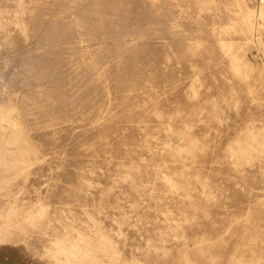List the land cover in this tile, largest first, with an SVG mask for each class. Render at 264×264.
<instances>
[{
  "label": "rangeland",
  "instance_id": "1",
  "mask_svg": "<svg viewBox=\"0 0 264 264\" xmlns=\"http://www.w3.org/2000/svg\"><path fill=\"white\" fill-rule=\"evenodd\" d=\"M19 1V2H18ZM49 1H52V2H49ZM78 1V0H77ZM77 1L75 2V0H0V52H2V53H0V64L1 63H3V66H1L0 65V68L2 69H0V76L2 77V74H3V77L4 78H1L0 77V83L3 85L4 84V86L2 87V85L0 86V87H2V88H4V90H2L1 91V89H0V108H5V109H7V110H11V112H12V114L9 116V117H7V119L6 120H4L3 121V124H4V126H7V127H10L11 125H12V123H16L17 124V127L16 128H14V129H18V128H21V132H20V136H21V140H22V142L23 143H25V144H28V143H30V145H31V147L29 148V151H26L24 148H23V150H22V153H21V157H23L24 159H26V161L29 163L28 165V168H27V173L25 174V175H22L21 176V178H19L20 180H22V181H26V183H27V185H28V190H27V192H26V196H29L30 198H31V200L32 201H37V199L38 198H40V195L41 194H43L42 193V191L44 190V184H45V181H47V179L49 178V176H51L54 172L56 173V171H57V168H56V163H55V153H48L47 152V150H48V148H49V145H47L46 144V142H45V132H43L42 130H45V125H46V122H47V120L49 119V116L50 115H52L53 116V114H51V113H48V108L50 107V106H52V105H54L55 106V108H57L58 109V107H59V101H57L58 100V96H59V92H58V88H59V84L58 85H56L58 82L57 81H55L54 80V85L56 86L55 88H57V89H55V88H53V86H50L52 83L51 82H53V79H59V78H55V76H54V78H52V76L54 75V74H52V73H50L53 69H54V67L52 68V66H49V67H51V68H49V70H47L48 71V73L46 74V73H44L45 75H46V77L49 79H45V78H40L39 79V76H43V77H45L43 74H41V73H37V72H39L42 68H43V65L44 64H46V66H44V67H46L47 68V63H51L50 61H53L54 62V60H55V58H52L53 56H49L48 54L46 55V53L47 52H49L48 51V48L46 49V45H45V40H42V39H44V35H46L44 32H46L44 29H46L47 27H46V23H47V26H48V24H50L51 22H49V21H63L64 23H70V24H72V23H74L77 19H76V17H75V14H73V11H74V13H75V10H73V9H76V7H77V5L79 4H77ZM88 2V0H83L82 2H83V4L85 5L86 3L85 2ZM157 1H160V0H156V3H157ZM181 0H179V6H176L177 7V9L179 10H176L175 11V14H177L176 15V17L178 16V15H180V14H184V15H187L188 13L190 14L191 13V16L188 14L187 16H189L188 17V22L190 21V20H193V22L191 21V23L189 22V24H188V22H187V19H186V17L184 16L183 17V14L181 15V17H182V19H180L181 17H177V19H180L179 21L183 24V28H181L182 27V25H181V23H180V25L181 26H179L180 27V31L181 32H179V33H182V34H179V33H177V34H172L171 32H169V31H164V28H165V24H164V22L162 21V19H160V16H161V14H159L158 15V19H159V21L161 20L162 21V23L161 22H157L156 23V32H148L147 33V36H146V42H148V44H150V42H151V45H153V46H157L156 47V52H145V55L146 56H143L142 54H144V52H141V55H142V57L145 59V62L143 61V58H141V55H140V51L138 52V51H136V53H134L133 51V53L131 52V55H130V52H117V53H115L114 52V54H116L115 56H114V54H113V52H105V53H103L104 54V56H106L105 58L107 59V57H109V59H110V62H109V60L107 59H104V56L103 57H101L102 56V54H100L101 52H99V55H100V57H101V59H103V61H102V63H104V62H108V65H110L111 64V67H108L109 69H108V71H111V69H112V65H113V63H114V61H115V66L113 67L114 68V73H112V72H108L107 71V69H106V66H108V65H105V67H103L104 66V64H99L98 63V61L99 62H101V59L99 58V56H98V51L97 50H94L93 52H89L88 54L87 53H83V55L85 56V54L87 55V56H85V58H84V56H82V55H80L79 53L81 52V54H82V50L81 51H79V50H77V52L76 51H74V52H72L74 49H73V47H71V48H69L68 46H72V44L71 45H65V46H67L66 48H64V46H63V48H62V46H61V49L60 48H58V46L57 47H55V49H60L59 51L60 52H62L61 50H65V52L67 53V56L68 57H70L71 59H74L75 58V56H78V57H80L81 56V59H82V61H83V59H84V61L83 62H80L81 60H80V58L78 59V57H76L78 60H79V62L80 63H86L87 64V60L89 61V62H91L92 60H93V63L95 62V64H93V63H90V65H95V66H91L90 67V69H89V67L88 66H90V65H87V67H88V71H90V70H92V71H90L89 73H92V74H94L96 71L98 72V73H101V75H102V73L106 76L107 74H105V73H109L110 75V77H112V75L114 74V76L112 77V78H107L106 80H105V78H104V75H102L103 77L101 78V76L100 77H98V79L100 78V79H102L101 81H98V79L96 78H93L95 75H96V73H95V75H93L92 76V74H91V76H92V78L94 79H92L91 78V82H92V80L95 82L93 85H95L94 87H93V91H92V93L94 92L95 93V95H93L92 94V102H93V104H92V109L93 108H96V110L97 109H100L101 110V108H102V106L103 107H106L105 106V102H106V97L108 98V97H113V95H111L110 96V94H114L115 93V95H114V97L116 98V101H115V103L116 104H114V99L111 101V100H107V102H106V104L107 105H109L108 104V101H110L111 102V104L109 105V107L112 105V103L114 104V105H116L115 107L112 105V107L113 108H109V109H107V108H105V110L103 109L102 110V113H100L101 111L100 110H98V111H93L92 113L93 114H95L94 112H98L97 113V115L99 114V115H101L102 116V118H101V116H99V118L98 117H96L97 119H93V116H92V121H93V126L95 125V123L97 124V123H100L99 124V126H101L102 124L103 125H105L106 124V122H107V125H108V122L110 121L111 123L115 120L116 121V119H114V118H117V121L115 122L114 121V125L113 124H111V126H113L112 128H109V129H111V130H109L108 129V127H110L109 125L108 126H104L105 128V131L108 129L109 131H112V129L113 128H115L116 129V126H117V124L116 123H121V124H124V123H126L125 125H126V127L125 126H121L120 124H119V126L117 127L118 129L117 130H119V127L121 126V130L122 131H125V129L127 130V131H125V132H128V131H136V133L135 132H128V133H130L134 138H137V136H141V137H139V138H137V139H139L141 142H140V145H143V146H141L142 148H140V146H138L137 148H139L138 150H140V151H138L136 148H134V147H131L130 145H127L126 146V144H129V143H127L128 141H130V140H128V139H134L133 137H130V138H128L129 136H130V134L128 135V133H126L125 135H124V133H122V131L121 130H119V133H118V131L117 132H115V130L113 129V132H112V134H111V132H110V137H112V138H115V137H113L114 135H116V134H121V136L122 137H120L122 140H124V142H125V139H126V141L127 142H121V143H119V144H116V145H118L117 147H116V145L114 146V147H112V148H114V149H118L119 150V148H121V146L123 147V148H125V150L123 149L122 150V148L120 149V151L121 152H123V153H120V151H115L114 150V156H115V158L112 160V161H114L115 159H116V161H114V163L112 162V165L111 164H109L108 165V167H109V169H110V171H115L114 169H112L111 168V166H114V164L116 163V164H118V163H121V161L123 160V159H125L124 161H129L128 162V164L130 163V162H132V160L133 161H135L136 163H138L139 164V161H140V165L143 167L142 169H141V171H143V173L145 174H147L148 175V173H147V170H149V172L151 173H149V175L150 176H146V177H144V178H148V177H150V178H148L147 179V181L146 180H141V179H143V177L141 178V177H139L138 178V181H140V182H142V181H145L144 183L145 184H143L144 186L145 185H147V182L149 183L147 186H145V187H148V190H149V188L150 187H152V190H151V195H150V192L147 190V188H146V190H143L144 189V186L141 188L142 189V193H140V195H143V196H141V197H143V198H146V200L148 201V204H150L149 203V199L152 197V198H154L155 196H157L156 198L157 199H159V197H162V195L164 194L165 196H163V201H169V200H171V202H169V203H167L166 201L164 202V203H162L163 201H161L162 200V198H160L159 200H157V202H158V204L156 205V207L157 208H161V207H163V208H161L160 210L158 209L157 210V208H156V211H154V210H151V209H148V207L150 206V205H148V207L146 206V204H145V206L144 207H141L140 208V210L139 209H136V210H121L120 212H118V210H115V209H103V210H101V211H98V210H95V211H93L91 214L92 215H79V216H76V218H79V219H83V221H81V222H79V225L80 226H82V227H85L86 229H88L89 230V232L91 231L92 233H94L96 236H101V234H104V237L103 236H101L102 238H104L111 246H113V247H115V248H118V250L121 252V250L123 251L122 253H119V257L120 258H122V259H126L127 260V262L129 261L128 260V258L130 259V261L129 262H131L132 261V258H133V260L134 261H138L137 259H139V260H141V261H143V262H151L152 260V262L151 263H153V264H178V260H176L177 259V257H180V256H183V258H184V260H183V258L181 259L180 258V260L179 261H181V262H179L180 264L182 263V264H197L198 262V264H216L217 263V261H220V260H222V261H220V264H221V262H223L222 264H264V211H263V208H264V166H263V164H264V131H263V129H264V121H262V119L264 120V114H260V112L262 113L263 111H264V104H262V105H260V103H261V100L260 99H262V103H264L263 102V98L261 97V95L260 94H262V91L264 92V90H262L261 91V89H264V86H262V85H264V77H261V74L262 73H264L263 71V68H262V66L261 67H259L258 65H257V61L259 60V52H258V49L256 48V45L254 44V42H256V41H258L259 43H261V45H263V47H264V43H263V41H264V16L260 19L261 21L258 23V25L255 27L254 26V23L252 24V22H251V18L250 19H248L247 18V15H248V8L251 6L252 7V5L253 4H255V3H257L258 2V0H248L247 1V3L249 4H247V3H245L246 1H242V4L243 5H245V9L247 10V12L244 10V8L242 7L243 5L241 4V0H236L237 1V3L238 4H241V6L240 5H237V6H239V7H236V10H238L237 8H239V9H241V10H244V13L240 10H238V11H234V14L231 12V11H233V10H229L228 9V5L229 6H231V8H232V6L234 5L233 4V2L231 1V3L233 4H226V5H224V6H226V7H224V8H222L223 6V4H225V2H226V0L224 1V0H221V1H224L223 3H221V2H219V0L216 2L215 0L213 1V0H187V1H185V0H182V1H184V2H182V4H183V6L181 5V2H180ZM195 1V2H194ZM212 1L214 2V3H212ZM229 1V0H228ZM227 1V2H228ZM56 2V3H55ZM198 2V3H197ZM210 2H211V5H210ZM234 2H235V0H234ZM244 2V3H243ZM254 2V3H253ZM184 3H186L187 4V6H186V4H185V6H184ZM215 3H216V5H215ZM219 3V4H218ZM220 3L222 4L221 6L222 7H220L221 8V10L222 11H224V9H228V12H230V13H226L227 12V10H225V13L226 14H223L224 12H221V10H218V12H220L219 13V15L216 13V12H213V11H217V9H219V6H220ZM229 3V2H228ZM236 3V2H235ZM252 3V4H251ZM18 4V5H17ZM26 4H27V6H26ZM54 6H53V5ZM74 4H75V8H74ZM192 4H194V5H192ZM248 5V7H247V5ZM11 7H10V6ZM56 5V6H55ZM73 5V6H72ZM140 5H142L141 4V2L137 5L138 7L140 6ZM157 5H161V3L159 2V4L157 3ZM190 5V6H189ZM199 5H200V7H199ZM208 5V6H207ZM209 5H210V7H209ZM235 5V6H236ZM7 6H9V7H7ZM49 6V7H48ZM136 6V7H137ZM198 6V7H197ZM207 8H206V7ZM215 6V7H214ZM217 6V7H216ZM235 6H233V7H235ZM44 9H43V8ZM56 7V9H54ZM71 7H73V9L71 8ZM160 7V6H159ZM158 7V10L159 9H161V8H159ZM175 7V8H176ZM181 7H183V9H181ZM189 7V9L187 10L186 8H188ZM198 9H197V8ZM209 7V8H208ZM214 7V8H213ZM241 7V8H240ZM10 8V9H9ZM185 8V9H184ZM192 8H196L195 10L194 9H192ZM203 8H205V10L203 11V12H201L202 10H203ZM212 8L213 9H215V10H213L212 11ZM243 8V9H242ZM20 9V10H19ZM53 11H52V10ZM59 9H61V10H59ZM141 9V8H140ZM180 9H181V11H180ZM208 9H210L209 11H207ZM233 9V8H232ZM17 10V11H16ZM183 10V11H182ZM184 10H187L188 11V13H186ZM20 11V12H19ZM57 11H58V14H60V15H58L57 14ZM62 11V12H61ZM191 11V12H190ZM209 12V13H211L210 14V16H209V19L207 18V21L208 20H210L211 18V16L213 17L210 21H212V23H211V26L210 25H208L209 23H210V21L207 23V21H206V17H205V19H204V16L200 19V17H201V15H205L207 12ZM27 12H28V14H27ZM42 12V13H41ZM53 12V13H52ZM55 12H56V15H55ZM159 12L161 13V10H159ZM179 12H181L180 14H179ZM186 14H185V13ZM196 12H198V13H196ZM235 12H237V13H235ZM240 12H242V13H240ZM247 14H246V13ZM263 13H264V8H263V11H262ZM11 13H12V16H11ZM71 13V14H70ZM209 13H207V15L209 14ZM241 14V15H239V14ZM17 14V15H16ZM66 14V15H65ZM175 14H174V17H175ZM193 14H196L195 16H193ZM225 16H223V15ZM230 14H231V16H230ZM246 14V15H245ZM64 15H65V17H64ZM69 15V16H68ZM206 15V16H207ZM221 15V16H220ZM233 15H235V17L233 16ZM264 15V14H263ZM51 16V18H49ZM54 16V17H53ZM61 16V17H60ZM71 16V17H70ZM192 16H193V19H192ZM223 16V18H221ZM232 16H233V18H232ZM12 17V18H11ZM14 17V18H13ZM25 17V18H24ZM41 17V18H40ZM191 17V18H190ZM198 17V19L197 20H195L196 18ZM230 17H231V19H230ZM237 17V18H236ZM245 17V18H244ZM19 18V19H18ZM21 18V19H20ZM48 18V19H47ZM214 18H217V20L218 21H216ZM234 18H236V19H238L239 21H240V23H238L239 21H237L236 19L235 20H233ZM15 19V20H14ZM44 19H46L48 22H46V20H44ZM52 19V20H51ZM190 19V20H189ZM17 20V21H16ZM73 20V21H72ZM138 20V23H137V25L139 26V29L140 30H144L146 27H148L147 25H145V22H147L149 19H143L142 20V18H139V19H137ZM136 20V21H137ZM185 20H186V23H185ZM199 20V21H198ZM205 20V21H204ZM244 20L246 21L247 20V22H244ZM20 21V22H19ZM52 21V22H53ZM145 21V22H144ZM25 22V23H24ZM46 22V23H45ZM72 22V23H71ZM144 24H143V23ZM202 22H206V24H204V26H203V24H202ZM251 22V23H250ZM27 23V24H26ZM31 23V24H30ZM45 23V24H44ZM184 23H185V25H184ZM193 23V28L194 29H192L191 30V28L192 27H187V26H191V24ZM198 23H200V24H198ZM21 24V25H20ZM23 24H25V26H23ZM158 24H159V26H158ZM161 24V25H160ZM233 24H235V25H233ZM239 24H243V26H241V25H239ZM248 27V29L247 28H245L246 26ZM16 25V26H15ZM20 25V26H19ZM29 25V26H28ZM45 25V27H44V29H42L43 28V26ZM187 25V26H186ZM194 25H195V27H194ZM196 25H198L197 27H196ZM207 27H206V26ZM221 25V26H220ZM233 25V26H232ZM239 25V26H238ZM250 25H252V27L250 26ZM23 26V27H22ZM158 26V27H157ZM202 27L201 29H200V27ZM219 27L220 26V30L218 29V28H216V29H218L219 30V32H218V34H213V32L216 30H214V29H212V28H215V27ZM224 26V27H223ZM226 26V27H225ZM228 26H229V28H231V29H229L228 28ZM235 26H237L236 27V29L234 28ZM23 28V30H25L24 31V34H23V36L21 35L23 32V30H22V28ZM31 27V28H30ZM159 27H161V28H159ZM163 27V28H162ZM206 27V28H205ZM212 27V28H211ZM16 28V29H15ZM41 28V29H40ZM157 28H158V30H157ZM184 28H185V30H184ZM208 28V29H207ZM238 28H244V30L245 29H247V32H246V30H245V33H243L244 31L243 30H241V31H239L238 30ZM255 30H254V29ZM4 29V30H3ZM29 29V30H28ZM189 29L190 31H189V33H188V31L187 30ZM233 29H235L236 31L234 32L233 31ZM261 29V31L262 32H260L259 30ZM28 30V31H27ZM182 30H184L185 31V33L182 31ZM195 30V31H194ZM205 30V31H204ZM218 30H216V31H218ZM226 30V31H225ZM233 32H232V31ZM13 31V32H12ZM21 33H20V32ZM29 31H30V33H29ZM42 31V32H41ZM44 31V32H43ZM191 31H192V33H191ZM194 31V32H193ZM208 31H210L209 32V34H208ZM224 31V32H223ZM243 31V32H242ZM6 32H7V34H6ZM10 32V33H9ZM27 32V33H26ZM39 32H41L40 34H39ZM225 33V34H223V33ZM227 32V33H226ZM234 33V34H232V33ZM9 33V34H8ZM13 33V34H12ZM18 33V34H17ZM28 33H29V35H28ZM33 33V34H32ZM43 33H44V35H43ZM196 33V34H195ZM239 33H240V35H239ZM250 33V34H249ZM259 33V34H258ZM261 33V34H260ZM167 34V35H166ZM191 34H193V35H191ZM200 34V35H199ZM211 34H212V36H211ZM220 34V35H219ZM244 34V35H243ZM248 34V35H247ZM3 35V36H2ZM5 35H7V36H5ZM14 35V36H13ZM16 35L18 36L17 38H16ZM39 35H40V37H39ZM185 35H188V37H185ZM202 35H203V37H202ZM218 35V36H217ZM242 35V36H241ZM259 35V36H258ZM261 35H263V36H261ZM25 36H27V39H26V37ZM29 36V37H28ZM30 36H32V37H30ZM77 36V34L76 35H74L73 36V39H76L77 40V45H78V42H81V43H83L82 41H84L83 40V38L81 39L80 37L78 38V37H76ZM125 36V39L127 40V41H129V43L131 42V44H137L136 42H138V41H136V36H135V34L134 33H132V32H130V34L128 33V34H126V35H124ZM167 36V37H166ZM226 37L225 38V41H226V43H224V39H223V37ZM247 36V37H246ZM248 36H250L249 38H248ZM2 37H3V39H2ZM35 37L37 38V40H34L35 39ZM75 37V38H74ZM190 37H192L191 39H190ZM197 37V38H196ZM222 37V38H221ZM241 37H242V40H241ZM252 37H253V39H252ZM255 37V38H254ZM8 39V41H9V38H10V41L12 42L10 45L11 46H14V47H16L17 46V44H18V48H20V50H21V45H22V47H23V49L21 50V52L19 53V51L17 50L18 48L16 47V49L14 48V49H12L11 50V52L9 53L8 51H10V49L11 48H9V50H8V46H9V43H10V41L8 42L7 41V39ZM15 38V39H14ZM29 38V39H28ZM162 38V39H161ZM209 38H212V39H209ZM218 39V41H221L222 43H223V45L225 46V44H226V46L224 47L223 45H222V43L220 42V44L218 43V42H215V41H217V39ZM220 38H221V40H220ZM231 38L233 39V42H235V43H240V41H242V44H240V45H243V42H244V45H245V47H239V50L237 51V49H238V45L239 44H236L235 45V43L233 44V47H232V44L229 42H227V41H231L232 42V40H231ZM240 40H239V39ZM4 40V41H2V40ZM22 39H24V40H22ZM32 39V40H31ZM46 39V38H45ZM193 39V41L196 43L197 41L199 42H197L196 43V47H197V44L199 45L201 42H202V44H203V46H201L203 49H199L198 47H200V46H198L197 47V49H198V52H199V50L201 51V50H203V53L205 54V57H206V59H205V57H204V60L202 59V56H204V54L201 56H199V57H197L201 52H199V54L197 55V56H194V54L196 55L198 52H197V50H196V52H193L192 54H193V56H194V59H192L193 58V56H192V54H191V52L192 51H194V49H193V47H192V49H191V46L192 45H195V43L192 41V43L190 42V44H189V42H187V41H191ZM202 39V40H201ZM213 39L215 40V41H213ZM238 39V40H237ZM246 39V40H245ZM247 39H250L252 42L250 43V40L248 41ZM255 39V40H254ZM17 40V41H16ZM22 40V41H21ZM25 40H28V41H25ZM151 40V41H150ZM155 42V43H153L152 44V42L153 41ZM155 40H157V42L155 41ZM168 40H169V42H168ZM170 40H173V42L172 43H175L174 41H176V40H179V41H176L177 43H175V44H179L180 46H181V44L183 43V42H185V46L183 45V46H178V45H175L176 46V48H174L175 49V51H174V49H173V47H175V46H173V47H171L172 46V43L170 42ZM180 40H182V41H180ZM203 40H205V42H203ZM211 42H210V41ZM238 41V42H236V41ZM8 42V44L6 45V47H5V45H3L2 46V44H4V43H7ZM21 41V42H20ZM25 41V42H24ZM32 42V45L31 46H34L33 44H35V43H37L35 46L37 47V45H39L38 46V48L37 49H35V47H33L34 48V50H32L30 47H29V42ZM35 41V42H34ZM133 41V42H132ZM136 41V42H135ZM150 41V42H149ZM163 41V42H162ZM209 41V42H208ZM215 42V43H218L217 44V46H215V47H213V50H214V48H216L215 50H216V53H218L220 50H221V52H219V54H217V55H219L218 57H216L217 55H213L214 53H215V51H213V50H211L212 49V44H214L213 42ZM245 41H248L249 43H245ZM254 41V42H253ZM4 42V43H3ZM14 42V43H13ZM17 44H16V43ZM38 42H39V44H38ZM182 42V43H181ZM206 42H208V43H206ZM232 42V43H233ZM20 43H22L21 45H20ZM23 43L24 44H28L27 46L30 48H28L26 45L24 46L23 45ZM161 43H163V44H161ZM171 43V44H170ZM186 43L188 44V45H191L190 47H188V45H186ZM212 43V44H211ZM229 45H228V44ZM13 44H15V45H13ZM31 44V43H30ZM208 45V46H206V45ZM230 44H231V46H230ZM44 45V46H43ZM74 46H76V44H73ZM79 45H80V43H79ZM170 45V46H169ZM174 45V44H173ZM210 45V46H209ZM215 45V44H214ZM218 45H222V47L221 48H219V51H218ZM235 45V46H234ZM239 45V46H240ZM163 46V47H162ZM228 46V48L229 49H226V47ZM255 46V47H254ZM3 47V48H2ZM5 47V48H4ZM10 47V46H9ZM169 49H168V48ZM177 47H180L181 49H182V51H183V47H187L186 49H185V52L184 53H182V51H181V49L180 48H177ZM206 47V49H204ZM207 47H208V49H207ZM224 47V48H223ZM235 47H237V48H235ZM253 47V48H252ZM13 48V47H12ZM27 49L26 51H25V49ZM45 50H44V49ZM49 48H51V47H49ZM162 48V49H161ZM188 48H189V50L191 51H188ZM211 48V49H210ZM232 48V49H231ZM242 48H243V51H244V53H243V55H242V52H239V51H242ZM2 49V50H1ZM31 51H29V50ZM73 49V50H72ZM79 49V48H78ZM160 49V50H159ZM176 49H178V50H176ZM180 49V50H179ZM223 49H225V50H223ZM15 50V51H14ZM40 51V52H38V51ZM46 52H44V51ZM64 50H63V52H64ZM159 50V51H158ZM213 51V52H211V51ZM226 50H228V51H226ZM7 51V53H5ZM16 51H18V53L20 54H18ZM34 51H36L35 52V54L37 53H39L37 56L39 57H37V56H35V54H34ZM41 51H43V53H45V55H43L42 56V52ZM57 51V50H56ZM59 51H57V52H59ZM68 51H70V52H68ZM161 51V52H160ZM181 51V52H180ZM190 52L189 54H191L190 56H189V54H187L188 56H187V58L189 59H192V60H194V61H191L190 59L188 60V59H186V57H185V54H186V52ZM218 51V52H217ZM225 51H226V53H225ZM22 52L24 53V55L22 54ZM29 52V53H28ZM52 52H54V55L57 53H55V51H54V49H53V51H51L50 52V54L52 53ZM59 52V53H60ZM64 52V54L66 55V53ZM76 52V53H75ZM83 52H84V50H83ZM86 52V51H85ZM174 52V53H173ZM179 52L182 54H179ZM209 52V53H208ZM236 52H238V53H240V54H236ZM12 53V54H11ZM17 53V54H16ZM30 53H31V57L32 58H28V56L30 57ZM40 53H41V55H40ZM59 53H57L58 55H60ZM68 53H69V55H68ZM90 53H92V54H90ZM109 53H110V55H109ZM118 53H119V56H121V54H124L123 56H121V57H116V56H118ZM176 53H178L177 55H176ZM225 53V54H224ZM229 53V54H228ZM230 53H232L231 55L232 56H234L235 55V57L234 58H236V55H237V58L236 59H238V57H240V55H242L243 57H245L246 56V60H243V59H241V60H239L240 58H243L242 56L238 59V60H236V61H233L234 60V58L232 57V56H229V58L230 57H232L233 58V60H232V62H234V63H237L238 65H234L232 62H231V59H229L228 58V55H230ZM235 53V54H234ZM56 54V55H57ZM62 55L63 56V58H64V56L65 55ZM72 54V55H71ZM74 54H76V55H74ZM90 54V55H89ZM96 55L97 57H96V59L94 60V55ZM106 54H108V55H106ZM134 56H133V55ZM149 54H150V57H148L149 56ZM156 54V55H155ZM162 56H161V55ZM234 54V55H233ZM11 56L10 58H11V60H10V58H8V57H6V56ZM14 55V56H13ZM23 55V56H22ZM53 55V54H52ZM80 55V56H79ZM112 55H113V57H112ZM126 55H128V56H126ZM139 55H140V58H139ZM153 55H154V57H153ZM176 55V56H175ZM184 55V56H183ZM213 55V56H215V58H213V56L211 57V56ZM224 55V56H223ZM227 55V56H226ZM239 55V56H238ZM13 56V57H12ZM26 56V57H25ZM42 56V57H41ZM62 56H58L57 57V59H59V60H55L56 62L57 61H62V60H60V58L59 57H61L62 58ZM89 56V57H88ZM110 56L112 57V58H110ZM125 56L127 57V58H125ZM132 56V58L130 59V57ZM169 56H170V58H169ZM178 56H180V57H178ZM181 56H183V57H185V59L186 60H188V61H190V62H185L186 60L185 59H183L184 60V62H185V64L183 63V60H182V62H181V60H179V58H182ZM226 56V57H225ZM256 56V57H255ZM22 57H24V59L22 58ZM35 57H36V59L38 58V60H40L42 63V65L40 64V62H37L36 61V59H35ZM43 57H50L49 59L47 58V60H46V58H43ZM68 57H66L65 56V59L67 60V59H69ZM88 57V58H87ZM90 57H92L93 59H90ZM158 57H160V58H158ZM165 57V58H164ZM178 57V58H177ZM192 57V58H191ZM197 57V58H196ZM211 57V58H210ZM222 57V58H221ZM223 57H225V58H223ZM14 58V60H12ZM19 58V59H18ZM20 58H22V61H21V59ZM75 58V59H76ZM115 58V59H114ZM134 58V59H133ZM169 58V59H168ZM198 58H201L202 59V63H205V64H202L201 63V66H200V62H201V59L199 60ZM217 58L219 59L220 58V60H217ZM257 60H255V59ZM16 59V60H15ZM18 59V60H17ZM26 59V60H25ZM29 59V61H27ZM42 59H45V60H42ZM52 59H54V60H52ZM97 59H99L98 61H97ZM125 59V61H127V62H123L122 60H124ZM130 59V60H129ZM133 59V60H132ZM147 59V60H146ZM153 59V60H152ZM156 59V60H155ZM157 59L160 61H157ZM196 59H198L199 60V66H198V64L196 63V61L198 62V60H196ZM228 59V60H227ZM7 60H10V62H12L11 63V65H10V63H9V61H7ZM19 60H20V62H19ZM31 60V61H30ZM36 61L35 63H37L36 65L34 64V65H32V63L34 62V61ZM78 60H77V62H78ZM86 60V61H85ZM105 60V61H104ZM169 60V61H168ZM177 60H178V63H177ZM250 60V62H251V64L255 61V65H257L258 67H259V70H263L262 71V73L261 74H259L260 72H259V70L257 69V67H256V69H257V71H258V73H257V71L256 70H253L254 72L256 71V73H257V75H256V73L254 74V75H251L252 76V78H253V76H255V78H257V77H260V79H258L257 78V80L255 79V78H253V80L255 79L256 81H254V82H252V85H256L257 83H259L260 84V86H258V84L255 86H253L252 87V85H251V87L249 88V90H247L248 88L247 87H249V84L248 83H250L251 84V82H248V81H250L249 79V74H252V72H249V66L248 65H245L244 63H246V64H248V61ZM4 61H5V63H4ZM46 61H47V63H46ZM49 61V62H48ZM68 61V60H67ZM70 61V60H69ZM122 61V62H121ZM138 61H139V63H138ZM172 61H173V63H172ZM179 61H180V63H179ZM205 61V62H204ZM222 61V62H221ZM228 61L229 62H231V63H228ZM240 61V62H239ZM241 61L243 62V64L241 63ZM27 62H29V63H27ZM44 62V63H43ZM52 62V63H53ZM78 62V63H79ZM89 62H88V64H89ZM113 62V63H112ZM134 62H136V63H134ZM141 62V63H140ZM146 62L149 64H146ZM155 62V63H154ZM156 62H157V64H156ZM175 62H176V64H175ZM218 62V63H217ZM220 62V63H219ZM22 63V64H21ZM23 63H25L26 64V67H25V65L23 64ZM58 63V62H57ZM57 63H55L54 62V64H55V70H57V67L58 66H56V64ZM80 63H79V65H80ZM123 64V66H122V64ZM129 63H131L130 65H132V66H129ZM143 63H144V65H143ZM152 63V64H151ZM185 65H183V64ZM188 63H190V64H188ZM194 63H196V64H194ZM217 63V64H216ZM225 63V64H224ZM226 63H228V66H227V64ZM239 63H240V65H241V67L242 66H246V67H248V72L247 71H244L243 72V70H246L247 68H245V67H239L240 65H239ZM9 65V66H7V67H4L5 65ZM16 64L17 65H19L20 67H18V66H16ZM81 64V65H82ZM84 64H83V66H81L82 68L84 67ZM97 64H99V70H98V65ZM134 64V65H133ZM136 64V65H135ZM143 65V66H141V65ZM162 64V65H161ZM190 66V69H189V67H188V65ZM207 64V65H206ZM231 64V66H229ZM28 65H32V66H34V69H35V67H36V69H35V71H36V73L32 70V66H29L28 67ZM39 65H41V67L42 68H40L39 67ZM97 65V66H96ZM101 65V66H100ZM103 65V66H102ZM153 65V66H152ZM161 65V66H160ZM177 65L179 66V67H177ZM181 65V66H180ZM184 66V68H186V67H188V68H186V69H183V66ZM195 65H197L198 66V68L197 67H195ZM252 65H254V63L252 64ZM38 66V67H37ZM76 66H78V65H76ZM80 66H78L77 67V70H78V68L80 67ZM128 66H129V68H128ZM136 66H138V67H136ZM142 68H141V67ZM155 66H156V69H155ZM175 66V67H174ZM204 66V67H203ZM224 66V67H223ZM227 66V67H226ZM234 67V69H233V67ZM16 67V68H15ZM21 67H23L22 68V70L25 72V70L27 71V74L26 73H24L21 69L19 70V68H21ZM81 67L79 68V69H81ZM86 67V66H85ZM84 67V69L86 70V68ZM96 67V68H95ZM146 69H145V68ZM147 67H148V70H147ZM151 69H150V68ZM159 67H161V70L160 69H157V68H159ZM182 67V68H181ZM206 67H207V69H206ZM229 67V68H228ZM238 67H239V70H236V68L238 69ZM28 70H27V69ZM29 68H31V71L29 70ZM39 68H40V70H39ZM47 68V69H48ZM94 68V69H93ZM102 68H104L105 70H106V72H104V69H103V72H101L102 70L101 69ZM120 68V69H119ZM139 68V69H138ZM182 70H181V69ZM203 68V69H202ZM217 68V69H216ZM220 68V69H219ZM225 68V69H224ZM227 68V69H226ZM245 68V69H244ZM25 69V70H24ZM39 71H38V70ZM44 69V68H43ZM42 69V70H43ZM50 69H51V71H50ZM131 70V71H129V70ZM178 69H179V72H178ZM213 69V70H212ZM228 69H230V70H232L233 71V73H236V71L238 72H240V75L244 78L243 80L242 79H240L241 78V76L239 75V72H238V77L240 76V80L237 78V75L235 74V76H236V78H235V80L236 79H238L239 81L237 82L236 81V83H234V78L233 77H235L234 75H233V77H232V71H230V72H228ZM12 70H14V71H12ZM55 70H53V71H55ZM58 70H59V68H58ZM58 70L56 71V72H54V73H56L55 75L58 77V74H59V72H58ZM94 70H96V71H94ZM119 70V71H118ZM126 70H128V71H126ZM136 70V75H134V72L133 71H135ZM137 70H138V72H137ZM159 70V71H158ZM170 72H169V71ZM172 70V71H171ZM219 70V71H218ZM225 70H226V72H225ZM235 70V71H234ZM1 71H4V72H1ZM5 71H9V72H7V75H6V72ZM35 73V74H37L36 76H38V78H35V76H33V74L32 75H30L31 73ZM50 71V72H49ZM52 71V72H53ZM81 71H82V69H81ZM87 71V70H86ZM87 71V72H88ZM126 71V72H125ZM142 71V72H141ZM185 71V72H184ZM208 71V74L206 73H204V72H207ZM242 71V72H241ZM250 71H252V70H250ZM10 72H11V75H10ZM13 72H17L16 74H15V77H16V79H17V81L13 78L14 76V73ZM20 72H22V73H20ZM29 72V73H28ZM40 72H42V71H40ZM44 72H46V69H45V71ZM58 72V73H57ZM80 71H78V76H80L81 74L79 73ZM144 72V73H143ZM148 72H150V74L148 73ZM158 72H159V74H158ZM161 72V73H160ZM166 72V73H165ZM172 72V73H171ZM178 72V73H177ZM217 72H218V74H217ZM253 72V73H254ZM2 73V74H1ZM13 73V74H12ZM19 73H20V76H19ZM24 73V75H23V77H22V75L21 74H23ZM43 73V72H42ZM52 74V75H50V74ZM112 73V74H111ZM122 73L124 74V75H122ZM127 73V74H126ZM129 73V74H128ZM220 73H224V74H221L222 76V78H220ZM229 73H231V74H229ZM242 73H244V74H247L246 76L243 74L242 75ZM27 76H26V75ZM29 74V75H28ZM39 74V75H38ZM80 74V75H79ZM132 74V75H131ZM145 74H147V75H145ZM159 75V80L157 79V77H158V75ZM162 74V75H161ZM172 74V75H171ZM228 74V75H227ZM98 76L100 75V74H97ZM144 75V77H142ZM151 75V76H150ZM161 75V76H160ZM166 77H165V76ZM169 75H171V76H169ZM225 75H227V76H225ZM229 75L231 76V77H229ZM264 74H262V76H263ZM7 78H6V77ZM32 76V77H31ZM41 76V77H42ZM120 76H121V78H120ZM131 76H132V78H131ZM135 78H134V77ZM138 76V77H137ZM157 76V77H156ZM217 76V77H216ZM224 76V77H223ZM250 76V77H251ZM11 79H10V78ZM29 77H31L32 79H33V81L34 82H31V80H30V83H29V80H28V78ZM107 77V76H106ZM153 77V78H152ZM228 77V78H227ZM27 78V80H28V82H26L27 80H25V81H23L24 79H26ZM34 78L37 80V82H35L36 80H34ZM52 78V79H51ZM80 78V77H79ZM129 78V79H128ZM143 79V80H136V79ZM163 78V79H162ZM191 78V79H190ZM193 78V79H192ZM246 78H247V82L248 83H246V81H244V80H246ZM261 78H262V80H261ZM4 79V80H3ZM10 79V80H9ZM22 79V80H21ZM30 79V78H29ZM109 79V80H108ZM119 79V80H118ZM128 79V80H127ZM149 79H151V80H149ZM157 79V80H156ZM161 79H162V81H161ZM6 80V81H5ZM9 82H8V81ZM40 80L43 82L44 80H47L46 82L44 81V85H43V83L42 82H40ZM50 80H52V81H50ZM80 80H81V78H80ZM95 80H97V81H95ZM112 80V81H111ZM118 80V81H117ZM137 81V82H134L135 83V85H134V83L133 84H131L133 81ZM153 80V81H152ZM155 80V81H154ZM208 80V81H207ZM233 80V81H232ZM253 80H251V81H253ZM259 80H261V83L259 82ZM13 81H16V84L15 85H17L18 86V82H19V86H18V89L16 88V87H14L15 85H13L14 83H13ZM21 81H23V82H26V83H22ZM38 81L40 82L39 84H41V85H39L38 84ZM104 81H106V82H108V83H106L105 84V82ZM117 81V82H116ZM146 81V82H145ZM187 81V82H186ZM210 81H211V83H210ZM229 81V82H228ZM242 81L245 83L244 85H242L243 83H242ZM6 82H8V83H12L11 85L13 86H11L10 84H8V83H6ZM55 82H57L56 84H55ZM101 84H100V83ZM141 82V83H140ZM155 82V83H154ZM185 82V83H184ZM31 83H33V84H36L37 83V86H33ZM96 83H98V85L96 84ZM113 83H114V85H113ZM140 83V84H139ZM152 83V84H151ZM232 83H233V85H232ZM242 83V84H241ZM263 83V84H262ZM29 84V85H28ZM31 84V85H30ZM45 84H48V88H45V87H47V85H45ZM75 84V83H74ZM102 84H104L105 86H106V88H107V86H108V88H110V90L108 91V90H104V88L102 89V88H100L101 90H100V93H99V90L96 88L97 86H98V88L99 87H102V86H104V85H102ZM126 84V85H125ZM138 84V85H137ZM150 84V85H149ZM182 84V85H181ZM228 84V85H227ZM238 84V85H237ZM248 84V85H247ZM262 84V85H261ZM29 87H28V86ZM43 85V86H42ZM101 85V86H100ZM111 85V86H110ZM245 88L246 86V90L244 89H242L241 90V88H242V86ZM7 86H9V87H7ZM23 86H25V87H23ZM40 86H41V88H40ZM79 86V87H78ZM110 86V87H109ZM113 86H115V87H113ZM147 86V87H146ZM152 86V87H151ZM206 86V87H205ZM257 86L258 87H260V89L259 88H257ZM37 87V88H36ZM43 87V88H42ZM52 87V89L53 90H51L50 88ZM77 88H78V90H82V86H81V84L79 85V82H78V85L76 86ZM129 87H131V88H129ZM184 88L182 91H181V88ZM196 87V88H195ZM10 88V91L8 90V89ZM13 88V89H12ZM24 88V89H23ZM34 88V89H33ZM77 88H76V91H78L77 90ZM81 88V89H80ZM112 88V89H111ZM164 88V89H163ZM173 88V89H172ZM251 88H253V89H251ZM6 89V90H5ZM13 91H12V90ZM16 89H17V91H16ZM30 89V90H29ZM36 89H40V91L43 89V90H45L46 89V91H45V94L44 93H41V92H44L43 90L40 92L39 90H37L36 91ZM49 89V90H48ZM54 89H55V91H54ZM147 89V90H146ZM151 89V90H150ZM157 89V90H156ZM158 89L160 90V91H162V94L160 95V92H156V91H158ZM162 89V90H161ZM229 89V90H228ZM258 90L259 89V93L256 91V90ZM33 90V91H32ZM48 90V91H47ZM98 90V91H97ZM114 90V93L112 92V91ZM145 91V92H139V91ZM169 90V91H168ZM240 90H241V92H240ZM251 90H253V91H251ZM256 92H255V91ZM5 91V92H4ZM27 91H29V92H27ZM32 91V92H31ZM39 91V92H38ZM50 91V92H49ZM57 94H55L54 95V92ZM107 92L108 91V93L110 92V94H108V93H104V92ZM129 91H132V92H129ZM134 91H136L135 93V95L133 94L134 93ZM210 91H212V92H210ZM6 92H7V94H6ZM26 92V93H25ZM31 92V93H30ZM96 92H97V94L99 93V94H102V93H104V95L102 94L101 96L100 95H98L99 96V98H102V96H104L105 98V102L104 101H101V100H103V99H100V102H99V98H98V96H96L97 94H96ZM102 92V93H101ZM124 93L125 94V98L126 97H128L129 95H131L132 94V97H133V100H131L132 99V97L131 96H129L128 97V99L129 100H125V98L124 97H122L124 94H121V93ZM128 92V93H127ZM138 92V93H137ZM184 94H183V93ZM10 93V94H9ZM15 95H14V94ZM19 93V94H18ZM33 93H34V95H33ZM37 93V94H36ZM50 93H53V94H50ZM78 93H79V91H78ZM126 93H127V96H126ZM130 93V94H129ZM141 93L146 97H144L143 98V95H141ZM150 94V95H148V94ZM155 93H157V94H155ZM251 93H254V94H251ZM257 93L259 94L258 96H257ZM3 94V95H2ZM44 94V95H43ZM48 96H47V95ZM138 94L140 95V96H138ZM146 94V95H145ZM164 94V95H163ZM244 94H245V96H244ZM251 94V95H250ZM256 94V95H255ZM4 95H5V98H4ZM6 95H7V97H6ZM9 95V96H8ZM10 95H12V96H10ZM19 95H20V97H19ZM28 95L30 96V97H28ZM34 96V97H32V96ZM43 95V96H42ZM54 95L56 98H54V97H52V96ZM81 95V94H80ZM109 95V96H108ZM117 95V96H116ZM120 95H122V96H120ZM139 97H137V96ZM156 95V98L157 99H153L154 97L153 96H155ZM255 96V98H256V96H257V98L259 99L260 97V101L259 102H257L258 100H252V98ZM262 95H264V94H262ZM39 96H42V98H41V103H40V101L38 100V99H40L39 98ZM45 96V97H44ZM135 96V97H134ZM150 96V97H149ZM252 96V97H251ZM48 97V98H47ZM97 97V98H96ZM113 97V98H114ZM117 97H119V98H117ZM142 97V98H141ZM160 97V98H159ZM164 97V98H163ZM166 97V98H165ZM176 97V98H175ZM246 97H248V98H246ZM7 98V99H6ZM16 98V99H15ZM35 98V99H34ZM52 98V99H51ZM80 98V97H79ZM122 98H124V99H122ZM136 98V99H135ZM137 98H138V100H137ZM163 99V101H162V99ZM256 98V99H257ZM4 99V100H3ZM14 99H15V101H14ZM26 99H27V101H26ZM45 99V100H44ZM47 99V100H46ZM95 99V101H93ZM117 99H118V101L120 100L121 102H123V104H124V101H126L125 103V105H128V103L132 106V107H134V108H136V109H133V108H131V106H123V104L119 101V105H120V103H121V106H119L118 105V101H117ZM127 99V98H126ZM151 99V100H150ZM173 99V100H172ZM175 99V100H174ZM190 99V100H189ZM192 99V100H191ZM37 100V101H36ZM57 102H56V101ZM122 100H124V101H122ZM139 101L140 102V100L142 101V100H144V101H142L143 103H142V106H145L146 107V109H145V107H142L141 106V102L139 103V102H137V101ZM150 100V101H149ZM152 100H156L155 102H153ZM166 100V101H165ZM181 100V101H180ZM22 101V102H21ZM24 101V102H23ZM42 101L44 102V103H49V104H44V103H42ZM129 101V102H128ZM133 101H135L134 102V104H133ZM158 101V102H157ZM161 101V102H160ZM172 101V102H171ZM247 101H248V107H247ZM253 101V102H252ZM254 101L255 102H257V103H254ZM15 102V103H14ZM17 102V103H16ZM56 102V103H55ZM97 102H99L100 104H98V105H100L98 108L96 107L97 106V104L96 103ZM103 102H104V104H103ZM132 102V103H131ZM151 102V103H150ZM165 102V103H164ZM245 102H246V104H245ZM94 103H95V105L96 106H94L93 107V105H94ZM101 103H102V106H101ZM145 103H146V105H145ZM168 103V104H167ZM195 103V104H194ZM14 104V105H13ZM18 104V105H17ZM37 104H39V105H37ZM40 104H42V105H40ZM136 104H138V105H136ZM158 104V105H157ZM160 104H162V105H160ZM45 105V106H44ZM244 105V106H243ZM58 106V107H57ZM123 106V107H122ZM152 106V107H151ZM161 106V107H160ZM254 106H255V108H254ZM258 106H263V107H258ZM101 107V108H100ZM138 107H140V108H138ZM158 107V108H157ZM39 110H38V109ZM41 108V109H40ZM120 108H122L121 110H123V111H116V110H119ZM129 110H128V109ZM141 108H143V110H139L138 111V109H141ZM164 108V109H163ZM176 108V109H175ZM251 108H253V110L251 109ZM257 108L258 109H261V110H259V112H258V114L256 113V111H258L257 110ZM27 109V110H26ZM37 109V110H36ZM106 109H107V111H106ZM114 109H116L115 111H116V113L114 114L113 112H115V111H113ZM132 109L134 110V111H132ZM153 109V110H152ZM44 110V111H43ZM80 110L81 109H79V112H80ZM110 110H111V114L114 116V115H116V116H114V118H111V117H109V118H107L108 116H110L111 114H110ZM126 110V111H125ZM178 110V111H177ZM263 110V111H262ZM46 111H47V113H46ZM107 112V113H109V115L108 116H105L104 114H107V113H103V112ZM109 111V112H108ZM113 111V112H112ZM138 111V112H137ZM146 111V112H145ZM150 111V112H149ZM165 111V112H164ZM234 111H235V113H234ZM245 111L247 112V113H245ZM249 111V112H248ZM35 112V113H34ZM39 112H42L43 114H39ZM57 112L58 113H56L55 114V116L56 115H58L59 116V112H60V109L59 110H57ZM137 114H136V113ZM139 112H143L142 114H139ZM134 113V114H133ZM234 113V114H233ZM254 113V114H253ZM257 114V116L259 115V117H257L256 116V114ZM264 113V112H263ZM45 114V115H44ZM50 114V115H49ZM103 114V115H102ZM211 114V115H210ZM246 114V115H245ZM47 115H49V116H47ZM80 116H82V113L80 112V114H79ZM96 115V114H95ZM132 115V116H131ZM141 115V116H140ZM206 115V116H205ZM213 115V116H212ZM221 115H222V117H221ZM232 116V118L230 117V116ZM233 115H236V117L235 116H233ZM245 115V116H244ZM255 115V116H254ZM105 116V117H104ZM128 116V117H127ZM133 116H134V118H133ZM46 117V118H45ZM95 117V116H94ZM198 117V118H197ZM202 117H203V119H202ZM205 117V118H204ZM250 117V118H249ZM254 117H256V118H254ZM44 118V119H43ZM48 118V119H47ZM107 118V119H106ZM180 118V119H179ZM201 118V119H200ZM234 118H236V119H234ZM259 118V119H258ZM111 119H113V120H111ZM200 119V120H199ZM238 119H240V123H243L244 121L243 120H245V119H247V122H246V120H245V124L243 123V124H239V120ZM242 119V120H241ZM255 120V121H252V120ZM256 119H258V123H257V120ZM98 120V121H97ZM139 120V121H138ZM249 120V121H248ZM260 120L262 121V122H260ZM31 121V122H30ZM39 121H41V122H39ZM45 121V122H44ZM125 121H127V122H125ZM151 121V122H150ZM163 121H164V123H163ZM213 121V122H212ZM79 122V124H81V125H77L78 127H81V131H82V127H83V124L82 123H84V121H81V120H79L78 121ZM80 122H82V123H80ZM124 122V123H123ZM133 123V124H131V123ZM137 122H140V123H137ZM166 122V123H165ZM180 122V123H179ZM203 124H202V123ZM223 122V123H222ZM225 122V123H224ZM235 122V123H234ZM249 122V123H248ZM254 124H253V123ZM45 123V124H44ZM138 125H137V124ZM142 123H144V126H143V124ZM151 123H154V124H152L151 125ZM183 123V124H182ZM201 123V124H200ZM204 123H206V124H204ZM212 123V124H211ZM218 123H219V125H218ZM221 123V124H220ZM229 123H232V124H229ZM256 123V124H255ZM262 125H261V124ZM110 124V123H109ZM128 124V125H127ZM135 124H136V126H138V127H135ZM141 124V125H140ZM147 124V125H146ZM166 124V125H165ZM247 124V125H246ZM259 124V125H258ZM98 125V124H97ZM97 125H95L96 127H97ZM129 125H131L132 126V129L133 130H130V128H131V126H129ZM177 125V126H176ZM199 125V126H198ZM200 125H202V126H200ZM204 125V126H203ZM218 125V126H217ZM239 125V126H242V127H240V128H242L241 130L243 131V132H241L240 131V129H239V126H238V128H237V126ZM243 125H245V126H243ZM255 125L257 126L256 128H255ZM94 126V130L93 131H95V129H96V132H95V134L93 135V136H97V135H99V134H97V133H100L99 131H100V129L101 128H98L99 130H97V128ZM115 126V127H114ZM129 126V127H128ZM214 126V127H213ZM223 126V127H222ZM236 126V127H235ZM87 127H89V125L87 126ZM123 127V128H122ZM134 127V128H133ZM141 127H143V128H141ZM153 127V128H152ZM155 127V128H154ZM166 127V128H165ZM176 127V128H175ZM205 127V128H204ZM224 127H226V128H224ZM230 127H234L235 129H236V131L238 130V132L240 133V136H241V134H244L243 135V137L241 136H237L236 135V138H235V136L233 137L232 135L234 134H232V131H234V129H232V128H230ZM243 127H245V129L243 128ZM107 128V129H106ZM125 128V129H124ZM129 128V129H128ZM145 128V129H144ZM147 128V129H146ZM149 128V129H148ZM178 128V129H177ZM202 128V129H201ZM207 128H209V129H207ZM223 128H224V130H223ZM257 128L259 129V130H257ZM78 129V128H77ZM142 129H143V131H142ZM161 129V130H160ZM108 130H107V133H108ZM138 130H140V132H141V134H140V132L138 131ZM155 130V131H154ZM229 130L231 131V134H228L229 133ZM244 130H245V132H244ZM255 130H257L258 132H257V134L255 135ZM9 131V130H8ZM8 131H4V133H5V135L7 136L8 135ZM81 131H79V129L77 130V133L78 132H80V135H81ZM104 131V130H103ZM120 131H121V133H120ZM137 131H138V133H137ZM163 131V132H162ZM210 131V132H209ZM214 133H213V132ZM224 131V132H223ZM235 131V132H236ZM261 131H263V133L261 132ZM37 132V133H36ZM213 134H212V133ZM216 132V133H215ZM238 132L237 133H235V134H238ZM133 133L135 134V135H133ZM156 133V134H155ZM159 133V135H160V133H161V135L160 136H157V134ZM192 133V134H191ZM254 133V135H255V137H253L254 135H252ZM40 134V135H39ZM42 134H44V137H43V135ZM114 134V135H113ZM140 134V135H139ZM146 134V135H145ZM149 136H148V135ZM208 134V135H207ZM210 134H212L211 135V137H210ZM234 134V135H235ZM36 135V136H35ZM113 135V136H112ZM137 135V136H136ZM144 135V136H143ZM156 135V136H155ZM165 135H166V137H165ZM215 135H216V137H215ZM229 135H231L232 136V138L229 136ZM95 136V137H96ZM154 136V137H153ZM229 138H231V140H233L234 138H235V140H233V142L231 141L230 142V139H228V137ZM41 137H43L42 139H40ZM94 137V142L97 140V138H98V136H97V138H95ZM124 137V138H123ZM148 137V138H147ZM152 139H151V138ZM209 137V138H208ZM214 137V138H213ZM226 137V138H225ZM238 137V138H237ZM240 137V138H239ZM120 138H119V140H120ZM143 138V139H142ZM146 138V139H145ZM79 139L81 140V138L79 137ZM78 139V140H79ZM96 139V140H95ZM142 139V140H141ZM149 139H151V140H149ZM166 139V140H165ZM224 139H225V141H224ZM228 139V140H227ZM241 139V140H240ZM253 139V140H252ZM254 139H255V141H254ZM261 139V140H260ZM42 140V141H41ZM122 140H120V141H122ZM144 140H145V144H144ZM198 140V141H197ZM238 142H237V141ZM147 141H148V143H147ZM153 141H156V142H154V143H152ZM157 141H159V142H157ZM204 141H206V142H204ZM211 143H213V144H210V142ZM224 141V143H221V142H223ZM262 141V142H261ZM150 142V143H149ZM164 142V143H163ZM198 142V143H197ZM202 142V143H201ZM235 142V143H234ZM253 142V143H252ZM231 145H230V144ZM237 143H238V145H237ZM121 144V145H120ZM122 144H125L124 146L122 145ZM224 144V147L222 146V145ZM146 145V146H145ZM151 145V146H150ZM156 145V146H155ZM164 147H163V146ZM208 145V146H207ZM219 145H221V148H220V146ZM233 145L234 146H238L237 148L236 147H233ZM37 146L39 147V148H41V150H42V152H41V154H40V157H41V159H40V157L39 158H37V152H36V148H37ZM97 146V145H96ZM120 146V147H119ZM166 146H168V147H166ZM229 147V149H228V147ZM119 147V148H118ZM130 147V148H129ZM145 147H146V150H145ZM158 147V148H157ZM166 147V148H165ZM191 147V148H190ZM203 147L205 148V147H207V148H205V149H203ZM128 148V149H127ZM161 148V149H160ZM214 148V149H213ZM80 150H81V147L79 148ZM129 149H131V150H129ZM134 149H136L135 150V152H134ZM142 149V150H141ZM144 149V150H143ZM150 149V150H149ZM166 149V150H165ZM194 149V150H193ZM214 151H213V150ZM228 149V150H227ZM113 150V149H112ZM155 150V152H153ZM161 150V151H160ZM204 150V151H203ZM220 150H221V152H220ZM236 150V151H235ZM125 151H128V152H125ZM143 151V152H142ZM147 151H149V152H147ZM151 151V152H150ZM160 152V154L162 155H160V154H157V152ZM167 151V152H166ZM174 153H173V152ZM194 151V152H193ZM210 151H211V153H210ZM260 151H262V152H260ZM116 152H117V154H116ZM130 152V153H129ZM134 152V153H133ZM139 152V153H138ZM144 152H145V155L143 156V154H144ZM158 152V153H159ZM213 152V153H212ZM36 153V154H35ZM125 153V154H124ZM137 153H138V155H137ZM152 153L154 154V155H152ZM165 154V155H163V154ZM197 153H198V155H197ZM201 153V154H200ZM99 154V153H98ZM98 154L96 155V157L98 156ZM116 154V155H115ZM128 154V155H127ZM147 154V155H146ZM171 154V155H170ZM205 154V155H204ZM219 154V155H218ZM6 154H4V156H5ZM10 154H8V155H6L5 157H10L9 156ZM52 155H54V156H52ZM118 155V156H117ZM126 155H127V157H126ZM150 155H152V157L153 158H148ZM160 155V156H159ZM51 156H52V158H51ZM124 156V158L122 159V157ZM137 156V157H136ZM143 156V157H142ZM212 156V157H211ZM135 157V158H134ZM140 157V158H139ZM156 157V158H155ZM163 157H165V158H163ZM169 157V158H168ZM119 158V159H118ZM128 158V159H127ZM133 158V159H132ZM139 158V159H138ZM161 158V159H160ZM211 158V159H210ZM98 159V157L97 158H95V163H96V165H95V172H96V170H98L99 171V169L98 168H100V162H98L97 163V160ZM117 159L119 160L118 162H117ZM122 159V160H121ZM143 159V160H142ZM150 159H152V160H150ZM53 160H55L54 161V165L52 164L53 163ZM45 161V162H44ZM51 161H52V163H51ZM155 161H156V166H155V164H153V163H155ZM209 161H210V163H209ZM125 162V163H126ZM142 162V163H141ZM147 162H149V163H147ZM152 162V163H151ZM163 162V163H162ZM51 163V164H50ZM188 163H190V164H188ZM218 163V164H217ZM146 166H144V165ZM147 164H148V166L150 167V165L152 164V166L150 167L151 169H149V168H147ZM158 164H159V166H158ZM162 164V165H161ZM164 164V165H163ZM170 164H172L171 166H169ZM174 164H179V165H174ZM181 164V165H180ZM198 165V167L197 166H195V165ZM211 164V165H210ZM215 164H217V165H219V166H221L220 167V170H217L218 168H219V166L217 167V165H215ZM41 165V166H40ZM97 165H99V166H97ZM190 165V166H189ZM200 165H201V167H200ZM208 165V166H207ZM225 165H227L226 167H228V166H230L229 168H226L225 170H223L224 172L226 171V172H228V173H224L225 175H223V171H222V169H224V166ZM53 166H55V167H53ZM155 166V167H154ZM157 166H158V168H157ZM161 166V167H160ZM170 167V170H169V167ZM179 166V167H178ZM182 166H183V168H182ZM188 166V167H187ZM205 166V167H204ZM209 166H211L210 167V169H212V170H209L207 167H209ZM214 166H216V167H214ZM258 166V167H257ZM38 167V168H37ZM42 167H43V169H42ZM97 167V168H96ZM152 167H153V169H154V172L156 171L157 172V174L155 175L154 174V172H153V174L156 176L155 178H154V175H152V171H153V169H152ZM167 167V168H166ZM171 167L173 168V169H171ZM200 167V168H199ZM214 167V168H213ZM4 168V165L0 162V169H3ZM113 168H115L116 169V167L114 166ZM144 168H146V169H144ZM179 169V173L177 172V169ZM183 169L182 171H181V169ZM184 168H186L185 170H184ZM206 168V169H205ZM259 168V169H258ZM38 169V170H37ZM40 169H42V171L40 170ZM112 169V170H111ZM156 169V170H155ZM157 169H158V171H157ZM163 169V170H162ZM198 169H199V171H198ZM204 169V170H203ZM50 170V171H49ZM102 170V169H101ZM100 170V171H101ZM145 170H146V172H145ZM160 170V171H159ZM175 170V171H174ZM189 170H190V176L188 175L189 174ZM193 170V171H192ZM208 170V171H207ZM213 170H216L217 172H220V173H217V172H215V171H213ZM259 170V171H258ZM97 171V172H98ZM141 171H139V175H141V174H143V173H141ZM163 171V173L161 174V172ZM186 171H188V172H186ZM195 171V172H194ZM206 171V173H204ZM209 171H211V172H213V174H211ZM257 171V172H256ZM39 172H40V174H39ZM45 172V173H44ZM104 171H101L100 173H103ZM159 172H160V174H159ZM164 172H165V175H164ZM169 174H168V173ZM173 172H175V173H173ZM181 172V173H180ZM183 172V173H182ZM196 173V176H195V174L194 173ZM201 174H200V173ZM209 172V173H208ZM260 172V173H259ZM177 173V175H175ZM185 173H186V176L188 177H186L185 176ZM221 173H222V175H221ZM237 175V177L236 176H234L235 174ZM42 174V175H41ZM171 174V175H170ZM181 174H183V175H181ZM193 174V175H192ZM207 174V175H206ZM211 175V176H209V175ZM214 174H216V175H214ZM218 174V175H217ZM232 174H234V175H232ZM257 174V175H256ZM151 175H152V177L154 178L153 179V181H152V177H151ZM157 175H159V176H157ZM164 175V176H163ZM173 175V176H172ZM175 175V176H174ZM212 175H214V176H212ZM221 175V176H220ZM27 176V177H26ZM31 176V177H30ZM161 176H162V179H163V177L165 178L164 179V181H161V180H159L160 178H161ZM168 176H169V178H168ZM172 176V177H171ZM193 176H195L194 177V179H193ZM219 176V177H218ZM224 176H225V178H224ZM240 176V177H239ZM96 177V176H95ZM167 177V178H166ZM176 177V178H175ZM185 177H186V179H185ZM205 177H206V179H205ZM216 177V178H215ZM221 177H223L221 180L219 179V178H221ZM97 178V177H96ZM173 178H175V179H173ZM185 179V180H182V179ZM214 178V179H213ZM261 180H260V179ZM263 178V179H262ZM103 179H104V177H103ZM103 179H101V181L103 180ZM176 179H177V181H176ZM204 179H205V181H204ZM210 179L212 180V181H210ZM32 180V181H31ZM149 180V181H148ZM159 180V181H158ZM178 180H179V182H178ZM180 180H181V184H179L180 183ZM187 180L188 181H190V182H187ZM193 182H192V181ZM232 180H233V183H232ZM256 180V181H255ZM260 180V181H259ZM152 181V184H150V182ZM155 181H157V182H160V183H166V184H161L160 185V183L158 184V183H155ZM185 181H186V183H185ZM216 183H215V182ZM223 181H225V182H223ZM103 182H104V180H103ZM154 182V183H153ZM207 182V183H206ZM221 184H220V183ZM223 182V183H222ZM29 183V184H28ZM188 183V184H187ZM226 183V184H225ZM253 183V184H252ZM255 183V184H254ZM260 183V184H259ZM155 184H157V186L155 185ZM170 184V185H169ZM207 184V185H206ZM216 184V185H215ZM220 186H219V185ZM228 184V185H227ZM155 185V186H154ZM223 185V186H222ZM260 185V187L258 188L257 186H259ZM101 186H104V183H103V185H101ZM128 186V187H127ZM164 186H166V187H164ZM201 188H200V187ZM216 186V187H215ZM219 186V187H218ZM222 186V187H221ZM227 186V187H226ZM261 186H262V189H261ZM203 187H204V189H203ZM210 187V188H209ZM214 187V188H213ZM229 187H231V188H229ZM254 187V188H253ZM103 188V187H102ZM124 188V189H123ZM126 188H128V189H126ZM126 188H125V185L122 187V190H124V191H122L123 193H121L122 195L121 196H117V197H122V196H124V193H125V197H129L130 196V194H129V192L130 191H128V190H130V189H132L131 188V186H129V185H126ZM160 188H161V190H160ZM221 189V190H219V189ZM154 189H158V190H154ZM163 189V190H162ZM168 189V190H167ZM172 189V190H171ZM203 189V190H202ZM214 189H215V193H214ZM165 190H166V192H165ZM170 190V192H168ZM194 190V191H193ZM209 190V191H208ZM127 191V192H126ZM143 191H146L147 192V194H146V192H143ZM152 191H153V193H152ZM155 191V192H154ZM201 191V193H199ZM232 191V193H230ZM158 192H160V193H158ZM165 192V193H164ZM195 192V193H194ZM217 192V193H216ZM235 192H236V195H235ZM29 193V194H28ZM163 193V194H162ZM214 193V194H213ZM221 193V195H218V194H220ZM230 193V194H229ZM244 193V194H243ZM97 194V196H96V198H95V195ZM126 194H127V196H126ZM156 194H161V196H159V195H156ZM176 194V195H175ZM188 194V195H187ZM197 194V195H196ZM199 194V195H198ZM202 194V195H201ZM217 194V195H216ZM227 194V195H226ZM231 194H233V195H231ZM95 195L93 196V198H92V200L91 201H93V205H95L96 203H98L99 202V196H98V193H95ZM134 195V194H133ZM137 195H139V194H137ZM136 195V196H137ZM147 195H149V196H147ZM167 195L169 196V199L167 200ZM173 195V196H172ZM196 195V196H195ZM231 197H230V196ZM256 195V196H255ZM146 196V197H145ZM175 196V197H174ZM199 196H201V197H199ZM227 196V197H226ZM229 196V197H228ZM98 197V198H97ZM131 197V196H130ZM129 197V198H130ZM150 197V198H149ZM164 197H166V198H164ZM176 197H177V199H176ZM219 197V198H218ZM95 198V199H94ZM128 198V199H129ZM184 198V199H183ZM98 201H97V200ZM130 200H131V198H130ZM145 199H144V202L146 201ZM172 200H174V201H172ZM185 200V201H184ZM203 200V201H202ZM248 200V201H247ZM159 201H160V204H159ZM183 201V202H182ZM196 201V202H195ZM210 201H211V203H210ZM214 201V202H213ZM218 201V202H217ZM251 201V202H250ZM182 202V203H181ZM187 202V203H186ZM189 202V203H188ZM95 203V204H94ZM167 205H166V204ZM193 203V204H192ZM152 204V203H151ZM161 204H163V206L161 205ZM181 204V205H180ZM158 205H160V206H158ZM171 205V206H170ZM184 205H185V207H184ZM179 206V208H174V207H178ZM182 206V207H181ZM217 209V213L215 212V210H213V208L214 207ZM146 207V211H144V208ZM165 207H166V209H165ZM186 209L185 211H184V208ZM186 207H188V208H186ZM190 207V208H189ZM193 207H195V209L197 210H195ZM213 207V208H212ZM245 207V208H244ZM150 208V207H149ZM168 208H170V209H168ZM171 208H173L172 210H173V212L174 213H172L171 211ZM183 210H182V209ZM214 208V209H215ZM218 208H219V210H218ZM188 209V210H187ZM190 209H191V211H190ZM205 209V211H203ZM211 210V211H213V213L211 212V211H208V210ZM238 209V212L240 211V213H238V215L236 214L237 213V211H236V213H235V211H234V214L235 215H237V216H235L234 214H232L231 212H229V211H233V210H237ZM242 209H244L243 210V213H245V214H243V213H241L242 212ZM246 209V210H245ZM249 209H252V210H250V212L252 211L253 213L251 214L250 212H249ZM253 209H257L258 210V212H256V210H255V212H254V210ZM261 209V212H259V210ZM112 210V211H111ZM138 210H139V213H138ZM151 210V211H150ZM164 210H165V213H164ZM171 210V211H170ZM115 213H114V212ZM128 211V212H127ZM133 211V212H132ZM143 211H144V214H143ZM149 211V212H148ZM157 211H158V213H157ZM190 211V212H189ZM110 212V213H109ZM112 212V213H111ZM117 212V213H116ZM132 212V213H131ZM193 212H195L194 214H196V215H194L193 214ZM199 214V215H197V213ZM211 212V213H210ZM221 212V214H219ZM127 213V214H126ZM130 213V214H129ZM141 213H142V215H141ZM169 213V214H168ZM182 213V214H181ZM187 213V214H186ZM190 213V214H189ZM224 213H228V214H224ZM248 213H250V215H248ZM255 213H256V215H258L256 218L254 217V216H256L255 215ZM261 213V214H260ZM94 214H97V215H95L94 216ZM103 214V215H102ZM110 214V215H109ZM126 214V215H125ZM146 214V215H145ZM161 216H160V215ZM174 214H175V216H174ZM177 214H178V216H177ZM186 214V215H185ZM212 214V215H211ZM214 214V215H213ZM231 214V216L229 217V215ZM239 214H243L242 216H239ZM247 214V215H246ZM109 215V216H108ZM114 215L116 216V217H114ZM150 215H152V217H154L155 219H154V221H153V219H152V217L150 216ZM156 215V216H155ZM169 215V216H168ZM188 215V216H187ZM193 215V216H192ZM202 215V216H201ZM207 215V216H206ZM209 215H211V216H209ZM224 215H226V216H224ZM252 215H254V216H252ZM114 218H113V217ZM123 216V217H122ZM141 216H143V217H141ZM162 217L163 219H160V218H158V217ZM174 216V217H173ZM182 216V217H181ZM183 216H185V217H183ZM190 216V217H189ZM235 216V217H234ZM239 216V217H238ZM246 216V217H245ZM249 216L251 217V219H249ZM72 216H70L69 218H71ZM105 217V218H104ZM125 217V218H124ZM133 217V218H132ZM141 217V218H140ZM146 217V218H145ZM149 217H151V218H149ZM227 217V218H226ZM233 218V219H235L234 221H233V219H229V218ZM242 217V218H241ZM247 217H248V219H247ZM252 217L253 218H255V222H252L253 220H252ZM121 218V219H120ZM149 218V219H148ZM176 218V219H175ZM185 219V221L183 220V219ZM192 218V219H191ZM213 218L215 219V220H213ZM240 218V219H239ZM260 220H259V219ZM109 219V221H107ZM118 219V220H117ZM130 219H131V221H130ZM137 219H138V221H137ZM188 219V220H187ZM192 220V222L190 221V220ZM204 219V220H203ZM230 220V222H231V220H232V222H231V224L229 223V220ZM244 219H245V221H244ZM89 220V221H88ZM104 220V221H103ZM120 220V221H119ZM149 220V221H148ZM171 220H172V222H171ZM178 220V221H177ZM183 220V221H182ZM187 220V221H186ZM198 220V221H197ZM203 220V221H202ZM206 220V221H205ZM224 220H225V222H224ZM258 220H259V222L260 223H258ZM112 221V222H111ZM150 221H152V223L150 222ZM163 221H164V223H163ZM166 221V222H165ZM195 221H196V224H194L195 223ZM203 222V226H201L202 225V222ZM227 221V222H226ZM237 221H239L238 223H240V224H237ZM110 222V223H109ZM123 222V223H122ZM138 222H139V224H138ZM142 222H144V223H142ZM150 222V223H149ZM179 222V223H178ZM182 222V223H181ZM188 222V223H187ZM191 222V223H190ZM194 222V223H193ZM206 222H207V224L209 225H205L206 224ZM208 222H210V223H208ZM263 222V223H262ZM88 223H90V224H88ZM115 223V224H114ZM124 223H125V225H124ZM167 223H168V225H167ZM179 224V226H178V224ZM188 226H186L185 227V224ZM189 223H190V225H189ZM194 225H193V224ZM197 223H198V225H197ZM213 223V225H210V224H212ZM223 223V224H222ZM227 223H229L230 225H231V228H230V225H228ZM93 226H92V225ZM106 224V225H105ZM108 224V225H107ZM156 225V227H155V225ZM160 224H162V225H160ZM173 224H175V225H173ZM180 224H182V225H180ZM225 224V225H224ZM235 224V225H234ZM250 224V225H249ZM261 224V225H260ZM110 225V227H108ZM113 225V226H112ZM137 225V226H136ZM144 225V226H143ZM183 225H184V227H183ZM192 225V226H191ZM222 225V226H221ZM224 225V226H223ZM228 225V226H227ZM243 225V226H242ZM247 225V226H246ZM255 225V226H254ZM78 226V225H77ZM102 226H103V228H102ZM105 226V227H104ZM139 226V227H138ZM153 226V227H152ZM165 226V227H164ZM168 226H169V228H168ZM172 226V227H171ZM193 226H195L196 227V229H195V227H193ZM202 228H201V227ZM212 226V227H211ZM234 226V229L232 228ZM137 227V228H136ZM150 227L151 228H153V229H150ZM155 227V228H154ZM159 227V228H158ZM177 227V228H176ZM179 227V228H178ZM190 227V228H189ZM205 227V228H204ZM227 227H229V228H227ZM237 227V229L239 228V231H237V229H235ZM251 227V228H250ZM257 227V228H256ZM97 228V229H96ZM109 228V229H108ZM118 228V229H117ZM141 229V232H140V229ZM147 228H148V231H147ZM167 228V229H166ZM199 228H201L200 229V231H198V232H194V229H195V231H197V229H199ZM210 228H213V229H211V231H212V234H211V231H209V229ZM242 228V229H241ZM77 229V228H76ZM107 229H108V231H107ZM122 229H124V231H122ZM132 229H133V231H132ZM142 229H143V232H144V234H143V232H142ZM144 229H145V231H144ZM156 229H157V231H156ZM173 229H174V231H173ZM204 229H205V231H206V229H208V231L210 232H204ZM220 229H221V231H220ZM227 229H228V231H227ZM256 229H257V231H256ZM77 230H79V229H77ZM119 231H120V234H119ZM129 231V232H128ZM136 231H137V233H136ZM180 231H181V233H180ZM189 231V232H188ZM193 231V232H192ZM230 231H233V232H230ZM242 231V232H241ZM149 232V233H148ZM150 232H151V235H150ZM155 232V233H154ZM165 232V233H164ZM170 232V233H169ZM190 232H192V233H190ZM201 234H200V233ZM125 233V234H124ZM133 233V234H132ZM135 233V234H134ZM160 233H162L161 235H160ZM167 233H169L168 235H167ZM176 233V234H175ZM190 233V234H189ZM195 233V234H194ZM234 233H237V234H234ZM138 234V235H137ZM154 236H153V235ZM157 234H158V236H157ZM178 234V235H177ZM209 234H211V237H209ZM228 234V235H227ZM113 235V236H112ZM132 235V236H131ZM138 236V238L136 239V237ZM166 235H167V237H166ZM190 235V236H189ZM205 235V236H204ZM238 235V236H237ZM148 236H150V237H148ZM174 236V237H173ZM193 236V237H192ZM208 236V237H207ZM227 236V237H226ZM234 236V237H233ZM132 237V238H131ZM143 237H144V239H143ZM158 237V238H157ZM161 237V238H160ZM173 237V238H172ZM175 237H176V239H175ZM149 238V239H148ZM154 238H156V239H154ZM163 238V239H162ZM223 240V241H225L226 239H227V241H228V239L230 240V242L229 243H231V241L233 242V248L232 249H229V247H225L226 245L225 244H227L228 242L227 241H225V244L224 245H222V246H220V245H218V244H221L220 243V241H219V243L217 244L216 243V241L215 240ZM235 238V239H234ZM130 239V240H129ZM139 239H141L140 240V242H139ZM151 239V240H150ZM164 239H165V241H164ZM171 239V240H170ZM173 239H174V241H173ZM209 239V240H208ZM146 240V241H145ZM154 240V241H153ZM162 240V241H161ZM217 240V241H218ZM137 241V242H136ZM213 241H215V242H213ZM236 241H238V243L237 244H239V243H242V244H239V245H236V244H234ZM141 242H143V244H144V246L142 245V243ZM145 242V243H144ZM151 242H155L156 243V246H149V244L151 243ZM178 243V246L179 245H181V246H183V248L181 249L180 247H178L180 250H182V252L179 250V251H177V250H175V249H178L176 246V244ZM211 242H213L212 243V247L214 248V250H217V253L215 252V251H212L213 250V248H211ZM227 242V243H226ZM161 243H162V245H161ZM171 243H173V244H171ZM210 243V244H209ZM215 243H216V245L218 246V249L216 248V245H215ZM116 244V245H115ZM200 244H202L203 246H201L202 248L201 249H203L204 248V246H205V244H209V246H210V249H211V251H212V253L213 252H215V253H211V256H210V253H209V251L208 250H210V249H208L209 247H208V245L206 246V248H204L203 249V251H200L199 249H198V247L200 248ZM232 244V243H231ZM231 244H230V247H232L231 246ZM246 244V245H245ZM252 244V245H251ZM174 246V248H173V246ZM190 245V246H189ZM214 245V246H213ZM228 246H229V244H227ZM240 245H242V247L244 246V248H241V246ZM251 245V247L249 248V246ZM255 247H254V246ZM144 248H143V247ZM167 246V247H166ZM198 246V247H197ZM241 248V249H239V247ZM259 246H260V248H259ZM121 247H123V248H121ZM125 247H126V249H125ZM146 247H147V249H146ZM176 247V248H175ZM196 247V248H195ZM220 247V248H219ZM221 247H225V248H227L228 250H232L231 252L230 251H227V255H228V253H229V256H228V259H227V256H226V251H222V253H224V254H222V253H220L221 251H219V249H221ZM237 247V248H236ZM120 248V249H119ZM128 248H130V250H127ZM133 248V249H132ZM135 248V249H134ZM140 248H142V249H140ZM150 248V249H149ZM152 248V249H151ZM165 249V251H164V249ZM167 248V249H166ZM171 248L173 249V251H177L176 252V254H175V252H173L172 250H171ZM193 248H195L194 250H192ZM221 249V250H226L225 248L224 249ZM236 248V249H235ZM246 248V249H245ZM255 248L257 249V251H255ZM124 249V250H123ZM168 249H170L171 251L170 252H168L169 250ZM186 249V251L184 252V250ZM198 249V250H197ZM208 249V250H207ZM262 249H263V251H262ZM143 250V251H142ZM168 250V251H167ZM187 250H188V252L190 253V254H188L187 253ZM196 250V252H194ZM205 250V251H204ZM233 250L235 251L234 253H233ZM239 250H241V251H239ZM246 250V251H245ZM124 251H125V253H124ZM133 251V253H131ZM155 251V252H154ZM167 252L166 254L164 253V252ZM192 251V252H191ZM200 251V252H199ZM210 251V252H211ZM219 251V252H218ZM239 251V252H238ZM242 251H243V253H242ZM259 251V252H258ZM262 251V252H261ZM136 254H135V253ZM153 252V253H152ZM172 252L174 253L173 255H172ZM178 252H179V256H178ZM184 252V253H183ZM207 254V257H206V255H205V253ZM240 252H241V254H240ZM244 252H246V253H244ZM249 252V253H248ZM124 253V254H123ZM127 253V254H126ZM159 253V254H158ZM161 253V254H160ZM171 253V254H170ZM195 253V254H194ZM199 253V254H198ZM201 253H203V254H201ZM225 255L226 257V259L223 257L222 258V256L220 255ZM258 253V254H257ZM121 254H123V255H121ZM133 254V255H132ZM167 254L170 256V258L169 259H167L169 256H167ZM180 254H182V255H180ZM193 256H192V255ZM201 254V255H200ZM216 254V255H215ZM217 254H219V257H218V255ZM248 254V255H247ZM125 255H129V256H126L125 257ZM138 255V256H137ZM158 255V256H157ZM195 255H197V256H195ZM135 256L137 257V258H135ZM145 256V257H144ZM153 256H157V257H153ZM176 256V257H175ZM191 256V257H190ZM230 256L232 257V260H231V258H230ZM236 256H237V258H236ZM128 257V258H127ZM159 257H160V259H159ZM161 257H163V258H161ZM167 257V258H166ZM172 257V258H171ZM176 259H175V258ZM189 257V258H188ZM204 257V258H203ZM234 257V258H233ZM257 257V258H256ZM143 260H142V259ZM157 258V259H156ZM196 258V259H195ZM197 258L199 259V261L197 260ZM206 258V259H205ZM214 258V259H213ZM216 258V259H215ZM124 259V260H125ZM154 259H156V261L154 260ZM172 259H175L176 261H177V263H176V261L175 260H173V262H172ZM192 259V260H191ZM193 259H194V261H198V262H194L193 261ZM219 259V260H218ZM257 259V260H256ZM149 260H151V261H149ZM169 261V263H168V261ZM203 260V261H202ZM217 260V261H216ZM249 260V261H248ZM158 261V262H157ZM171 261V262H170ZM192 261V262H191ZM202 261V262H201ZM133 262V261H132ZM154 262H156V263H154ZM165 262V263H164ZM184 262V263H183ZM201 262V263H200ZM226 262V263H225ZM217 264H219V263H217Z\"/></svg>",
  "mask_w": 264,
  "mask_h": 264
},
{
  "label": "bare ground",
  "instance_id": "2",
  "mask_svg": "<svg viewBox=\"0 0 264 264\" xmlns=\"http://www.w3.org/2000/svg\"><path fill=\"white\" fill-rule=\"evenodd\" d=\"M77 0H75V2H76ZM83 0H78L77 1V7H76V9H73V7H71L73 10H75V13H74V11H73V14H75V17H76V21L74 22V23H72V24H66V23H64L63 21H53L52 19V21H49V22H51L50 24H48V26H47V23L46 22H48L46 19H44V20H46V29H44V27H45V25L43 26V28L42 29H44L46 32H44L46 35H44V33H43V35H44V39H42V40H45V45H46V49L48 48V51L49 52H45L44 50V52L46 53V55L48 54L49 56L51 55V56H53L52 58H55V60H59V59H57V57L58 56H62L63 54H64V52H65V50H64V52H63V50H61L62 52H60L59 50L61 49V46H62V48H63V46H64V48H66L68 45H71L72 44V46H68L69 48H71V47H73V51L72 52H74V51H76L77 52V50H79V51H81L82 50V54H81V52L79 53L80 55H82V56H84L83 55V53H89V52H93L94 50H97L98 51V56H99V58L101 59V57H103L104 56V54L103 53H107V52H113V54H114V52L115 53H117V52H130V55H131V52L133 51L134 53H136V51H140V55H141V52H144V54H142L143 56H146L145 55V52L147 53V52H156L157 50H156V47L157 46H153L154 44L153 43H155L153 40V42H152V44L153 45H151V40L149 41L150 42V44H148V42H146V36H147V33L148 32H156V23L159 21V19H158V15L159 14H161V16H160V19H162V21L164 22V26H165V28H164V31L166 32V31H169V32H171L173 35L174 34H177V33H179V32H181L180 31V27L179 26H181L182 25V27L181 28H183V22L181 23L179 20L180 19H182V17H181V15L183 14H180L181 12H179V14L180 15H178L177 17H181L180 19H177V17H176V15L177 14H175V11L176 10H178L177 9V7L176 6H179V0H160V1H157V3L159 4V2L161 3V5H157V3H156V0H88V2L86 1L85 3V5L83 4V2H82ZM185 1H187V0H185ZM198 1V0H197ZM214 1V0H213ZM212 1V3H214ZM216 1V0H215ZM218 1V0H217ZM216 1V2H217ZM225 1V0H224ZM224 1H221V0H219V2H221V3H223ZM228 0H226V2H225V4H221L220 3V6H219V9H217V11H213V10H215V9H213L212 8V11L213 12H216L218 15H219V13L220 12H218V10H221V8L220 7H222V8H224V7H226V6H224V5H228V4H232L231 3V1L233 2V6H235L236 4L237 5H240L241 6V4H242V1L243 0H241V4H238L237 3V1L235 0V2H234V0H229L228 2H227ZM239 1V0H238ZM244 1H246L245 3H247V1L248 0H244ZM19 2V1H18ZM49 2H52V1H49ZM141 2V4L142 5H140L139 7L137 6L139 3ZM181 2V5L183 6V4H182V2H184V1H180ZM195 2V1H194ZM56 3V2H55ZM198 3V2H197ZM244 3V2H243ZM254 3V2H253ZM185 4L186 3H184V6H185ZM219 4V3H218ZM248 4V3H247ZM246 4V5H247ZM252 4V3H251ZM18 5V4H17ZM53 5V4H52ZM192 5H194V4H192ZM210 5H211V2H210ZM210 5H209V7H210ZM215 5H216V3H215ZM222 5V6H221ZM235 6V7H233L232 6V8H231V6H229L228 5V9L229 10H233V11H231L233 14H234V11L236 10V7H239V6ZM243 5V4H242ZM249 5V4H248ZM248 5H247V7H248ZM10 6V5H9ZM9 6H7V7H9ZM26 6H27V4H26ZM54 6V5H53ZM56 6V5H55ZM73 6V5H72ZM137 6V7H136ZM160 6V7H159ZM186 6H187V4H186ZM185 6V7H186ZM190 6V5H189ZM208 6V5H207ZM212 6V5H211ZM11 7V6H10ZM49 7V6H48ZM158 7L159 8H161V9H159V10H161V13L159 12V10H158ZM176 7V8H175ZM180 7V6H179ZM198 7V6H197ZM196 7V8H197ZM199 7H200V5H199ZM206 7V6H205ZM208 7V8H209ZM217 7V6H216ZM243 8L245 7V5H243L242 6ZM43 8V7H42ZM74 8H75V4H74ZM141 8V9H140ZM195 8V9H196ZM207 8V7H206ZM241 8V7H240ZM242 8V9H243ZM263 8H264V0H258V2L257 3H255V4H253L252 5V7L250 6L247 10H248V15H247V18L248 19H250L251 18V22H252V24L254 23V26L256 27L257 25H258V23L261 21L260 19L264 16L263 14ZM10 9V8H9ZM44 9V8H43ZM54 9H56V7L54 8ZM176 9V10H175ZM181 9H183V7H181ZM181 9H180V11H181ZM185 9V8H184ZM187 10L189 9V7L188 8H186ZM192 9H194V8H192ZM194 9V10H195ZM198 9V8H197ZM196 9V10H197ZM228 9H224V11H222L221 10V12H224L223 14H226V13H230V12H228ZM239 11L241 10V9H239V8H237ZM20 10V9H19ZM52 10V9H51ZM57 10V9H56ZM59 10H61V9H59ZM187 10H184L186 13H188V11ZM205 10V8H203V10L201 11V12H203ZM210 9H208L207 11H209ZM225 10H227V12L225 13ZM238 10H236V11H238ZM244 10L247 12V10L244 8ZM244 10H241L243 13H244ZM17 11V10H16ZM53 11V10H52ZM179 11V10H178ZM183 11V10H182ZM206 11V12H207ZM238 11V12H239ZM20 12V11H19ZM62 12V11H61ZM184 12V13H185ZM191 12V11H190ZM242 12H240V13H242ZM245 12V13H246ZM42 13V12H41ZM53 13V12H52ZM185 13V14H186ZM196 13H198V12H196ZM207 13H209V12H207ZM207 13L204 15H201V17H200V19L204 16V19H205V17H206V21H207V18L209 19V16H210V14L212 13H209L208 15H207ZM235 13H237V12H235ZM27 14H28V12H27ZM57 14H58V11H57ZM61 14V13H60ZM60 14H58V15H60ZM71 14V13H70ZM174 14H175V17H174ZM189 14V13H188ZM187 14V15H188ZM199 14V13H198ZM213 14V13H212ZM222 14V15H223ZM239 14V13H238ZM247 14V13H246ZM245 14V15H246ZM17 15V14H16ZM55 15H56V12H55ZM62 15V14H61ZM66 15V14H65ZM65 15H64V17H65ZM187 15H184L183 14V17L185 16L186 17V19H187V22H188V17L189 16H187ZM190 16H191V13L189 14ZM196 14H193V16H195ZM207 15V16H206ZM239 15H241V14H239ZM11 16H12V13H11ZM69 16V15H68ZM193 16H192V19H193ZM221 16V15H220ZM224 16V15H223ZM223 16L221 17V18H223ZM230 16H231V14H230ZM234 17H235V15H233ZM233 16H232V18H233ZM54 17V16H53ZM61 17V16H60ZM71 17V16H70ZM225 17V16H224ZM12 18V17H11ZM14 18V17H13ZM25 18V17H24ZM41 18V17H40ZM49 18H51V16L49 17ZM139 18H142V20L143 19H149L147 22H145V25H147L148 27H146L144 30H140L139 29V26L137 25V23H138V20L137 19H139ZM191 18V17H190ZM211 19L213 18L212 16L210 17ZM237 18V17H236ZM236 18H234L233 20H235ZM245 18V17H244ZM19 19V18H18ZM21 19V18H20ZM48 19V18H47ZM198 19V17L195 19V20H197ZM210 19V20H211ZM216 21H218L217 20V18H214ZM230 19H231V17H230ZM15 20V19H14ZM137 20V21H136ZM190 20V19H189ZM210 20H208L207 21V23L210 21ZM237 21H239L238 19H236ZM17 21V20H16ZM73 21V20H72ZM162 21L160 20L159 22H161L162 23ZM191 21L193 22V20H190L189 22L191 23ZM199 21V20H198ZM205 21V20H204ZM20 22V21H19ZM189 22H188V24H189ZM244 22H247V20L245 21L244 20ZM250 22V23H251ZM25 23V22H24ZM44 23V24H45ZM143 23V22H142ZM180 23H181V25H180ZM185 23H186V20H185ZM185 23H184V25H185ZM204 22H202V24H203ZM211 23H212V21H210V23L208 24V25H210L211 26ZM238 23H240V21L238 22ZM248 23V22H247ZM27 24V23H26ZM31 24V23H30ZM144 24V23H143ZM163 24V23H162ZM198 24H200V23H198ZM204 24H206V22L204 23ZM204 24H203V26H204ZM21 25V24H20ZM19 25V26H20ZM161 25V24H160ZM193 23L191 24V26H187L188 28L189 27H192L191 28V30L192 29H194L193 28ZM201 25V24H200ZM233 25H235V24H233ZM232 25V26H233ZM239 25H241V24H239ZM238 25V26H239ZM245 25V24H244ZM16 26V25H15ZM23 26H25V24H23ZM22 26V27H23ZM29 26V25H28ZM158 26H159V24H158ZM157 26V27H158ZM198 25H196V27H197ZM206 26V25H205ZM221 26V25H220ZM220 26L218 27H215V28H212V29H216V28H220ZM241 26H243V24L241 25ZM246 26V25H245ZM251 27H252V25H250ZM21 27V28H22ZM194 27H195V25H194ZM200 27V26H199ZM207 27V26H206ZM205 27V28H206ZM224 27V26H223ZM226 27V26H225ZM236 27L237 26H235L234 28L236 29ZM244 27V26H243ZM31 28V27H30ZM159 28H161V27H159ZM163 28V27H162ZM202 27H200V29H201ZM222 28V27H221ZM220 28V29H221ZM228 28H229V26H228ZM245 28H247L248 29V27L246 26ZM257 28V27H256ZM16 29V28H15ZM41 29V28H40ZM190 29V28H189ZM187 30L188 31V33H189V31L190 30ZM208 29V28H207ZM218 29H216V30H218ZM219 29V30H220ZM229 29H231V28H229ZM235 29H233V31L235 32L236 30ZM247 29H245L246 30V32H247ZM254 29V28H253ZM4 30V29H3ZM22 30H23V28H22ZM29 30V29H28ZM27 30V31H28ZM157 30H158V28H157ZM184 30H185V28H184ZM184 30H182L184 33H185V31ZM214 31L213 32V34H218V32H219V30L218 31ZM238 30L239 31H241V30H243L242 32L243 33H245V30H244V28H238ZM255 30V29H254ZM264 30V29H263ZM24 31L25 30H23L22 32V36H23V34H24ZM195 31V30H194ZM193 31V32H194ZM205 31V30H204ZM226 31V30H225ZM232 31V30H231ZM232 31V32H233ZM260 32H262L261 31V29L259 30ZM13 32V31H12ZM20 32V31H19ZM42 32V31H41ZM41 32H39V34L41 33ZM130 32H132V33H134L135 34V36H136V41H138V42H136L137 44L135 45H133V44H131V42L129 43V41H127L126 39H125V36L124 35H126V34H130ZM209 32L210 31H208V34H209ZM224 32V31H223ZM222 32V33H223ZM231 32V33H232ZM10 33V32H9ZM8 33V34H9ZM21 33V32H20ZM27 33V32H26ZM29 33H30V31H29ZM29 33H28V35H29ZM191 33H192V31H191ZM227 33V32H226ZM248 33V32H247ZM6 34H7V32H6ZM13 34V33H12ZM18 34V33H17ZM33 34V33H32ZM42 34V33H41ZM77 34V36L76 37H80L81 39L83 38V40L84 41H82L83 43H81V42H78V45H77V38L76 39H73V36L74 35H76ZM179 34H182V33H179ZM196 34V33H195ZM223 34H225V33H223ZM232 34H234V33H232ZM250 34V33H249ZM259 34V33H258ZM261 34V33H260ZM167 35V34H166ZM178 35V34H177ZM183 35V34H182ZM191 35H193V34H191ZM200 35V34H199ZM220 35V34H219ZM239 35H240V33H239ZM244 35V34H243ZM248 35V34H247ZM3 36V35H2ZM5 36H7V35H5ZM14 36V35H13ZM211 36H212V34H211ZM218 36V35H217ZM242 36V35H241ZM259 36V35H258ZM261 36H263V35H261ZM18 36L16 35V38H17ZM26 37V39H27V36H25ZM29 37V36H28ZM30 37H32V36H30ZM39 37H40V35H39ZM167 37V36H166ZM185 37H188V35H185ZM202 37H203V35H202ZM247 37V36H246ZM250 36H248V38H249ZM1 38V37H0ZM46 38V39H45ZM75 38V37H74ZM189 38V37H188ZM192 37H190V39H191ZM197 38V37H196ZM222 38V37H221ZM221 38H220V40H221ZM225 36L223 37V41H224V43H226V41H225ZM255 38V37H254ZM2 39H3V37H2ZM1 39V40H2ZM7 39V38H6ZM15 39V38H14ZM29 39V38H28ZM162 39V38H161ZM209 39H212V38H209ZM217 39V38H216ZM227 39V38H226ZM239 39V38H238ZM237 39V40H238ZM252 39H253V37H252ZM22 40H24V39H22ZM21 40V41H22ZM32 40V39H31ZM34 40H37V38L35 37V39ZM202 40V39H201ZM231 40H232V42H233V39L231 38ZM240 40V39H239ZM241 40H242V37H241ZM246 40V39H245ZM248 41L250 40V39H247ZM255 40V39H254ZM2 41H4V40H2ZM7 41H8V39H7ZM6 41V42H7ZM9 41H10V38H9ZM8 41V42H9ZM12 41V40H11ZM10 41V43H9V46H8V50H9V48H11L10 49V51H8L9 53L11 52V50L12 49H16V47L18 46V44H17V46L16 47H14V46H11L12 44V42ZM17 41V40H16ZM20 41V42H21ZM25 41H28V40H25ZM24 41V42H25ZM156 42H157V40H155ZM173 42V40H170V42ZM176 41H179V40H176ZM176 41H174L175 43H177ZM180 41H182V40H180ZM192 41H193V39L191 40V41H187V42H189V44H190V42L192 43ZM210 41V40H209ZM208 41V42H209ZM213 41H215L214 39H213ZM212 41V42H213ZM222 41V40H221ZM221 41H218V39H217V41H215V42H218L219 44H220V42ZM236 41V40H235ZM243 41V40H242ZM242 41H240V43L238 42V41H236V42H238V43H235V42H231L230 40L229 41H227L228 43L230 42L231 44H232V47H233V44L235 43V45L236 44H242ZM248 41H245V43L247 42V43H249ZM8 42L7 43H4V44H2V46L3 45H7L8 44ZM35 42V41H34ZM133 42V41H132ZM163 42V41H162ZM168 42H169V40H168ZM171 42V43H172ZM194 42V41H193ZM198 42V41H197ZM196 42V43H197ZM203 42H205V40H203ZM208 42H206V43H208ZM211 42V41H210ZM215 42H213L214 44H212V49L211 50H213V47H215V46H217V44L218 43H215ZM252 41L250 40V43H251ZM254 42V41H253ZM14 43V42H13ZM31 43V44H30ZM79 43H80V45H79ZM170 43V44H171ZM175 43H172V46L171 47H173V46H175V45H178V46H180L179 44H175ZM182 43V42H181ZM195 43V42H194ZM196 43H195V45H188L187 43H186V45H188V47H190L191 46V49H192V47H193V49H194V51H190L189 50V48H188V51H190L191 52V54L193 53V52H196V50H197V52H198V49H197V47L198 46H200V47H198L199 49H203L201 46H203V44H202V42L198 45L197 44V47H196ZM199 43V42H198ZM222 43V42H221ZM227 43V44H228ZM263 43H264V41H263ZM11 44V45H10ZM22 43H20V45H21ZM37 43H35V44H33L34 46H31L32 45V42L30 41L29 42V47L32 49L33 47H35V49H37L38 48V46L39 45H37V47L35 46ZM38 44H39V42H38ZM73 44H76V46H74ZM161 44H163V43H161ZM174 44V45H173ZM183 45L185 44V42H183L182 43ZM181 44V46H183ZM231 44H230V46H231ZM254 44L256 45V48L258 49V54H259V60L257 61L255 58V60L257 61V65L259 66V67H261L262 66V68H263V70H264V47H263V45H261V43H259L258 41H256V42H254ZM6 45H5V47H6ZM13 45H15V44H13ZM23 45L25 46L26 44H24L23 43ZM28 45V44H27ZM26 45V46H27ZM65 45H67V46H65ZM206 45V44H205ZM222 45H223V43H222ZM222 45H218V51H219V48H221L222 47ZM229 45V44H228ZM234 45V46H235ZM237 46L238 47V49H237V51L239 50V47H245V45H244V42H243V45H240V46ZM44 46V45H43ZM58 46V48H60L59 50L58 49H55V47H57ZM170 46V45H169ZM180 46V47H181ZM185 46V45H184ZM206 46H208V45H206ZM210 46V45H209ZM224 46V45H223ZM225 46H226V44H225ZM224 46V47H225ZM4 47V48H5ZM13 47V48H12ZM21 47V50L23 49V47H22V45L20 46ZM28 47V46H27ZM28 47V48H29ZM40 47V46H39ZM49 47H51V48H49ZM67 47V48H68ZM163 47V46H162ZM180 47H177V48H180ZM223 47V48H224ZM237 47H235V48H237ZM255 47V46H254ZM3 48V47H2ZM7 48V47H6ZM18 48V47H17ZM29 48V49H30ZM79 48V49H78ZM168 48V47H167ZM174 48H176V46L175 47H173V49ZM184 49H183V51H182V49H181V51H182V53H184L185 52V49L187 48H185V47H183ZM246 48V47H245ZM253 48V47H252ZM25 49V48H24ZM28 49V50H29ZM53 49H54V51H55V53L57 52V51H59V52H57V53H59L60 55H58L57 53V55L55 54L54 55V52H52L51 54H50V52L51 51H53ZM162 49V48H161ZM169 49V48H168ZM179 49V50H180ZM192 49V50H193ZM196 49V50H195ZM204 49H206V47L204 48ZM207 49H208V47H207ZM216 48H214V50L213 51H215V53L213 52V51H211V52H213L214 54L213 55H217V54H219V52H221V50L218 52V53H216V50H215ZM226 49H229L228 48V46L226 47ZM232 49V48H231ZM2 50V49H1ZM18 51L20 50V48H18L17 49ZM21 50L19 51V53L21 52ZM27 49H25V51H26ZM32 50H34V48L32 49ZM31 50V51H32ZM57 50V51H56ZM83 50H84V52H83ZM160 50V49H159ZM158 50V51H159ZM176 50H178V49H176ZM223 50H225V49H223ZM15 51V50H14ZM18 51H16L17 53H18ZM30 51V50H29ZM30 51V52H31ZM38 51V50H37ZM43 51H41L42 52V56L43 55H45V53H43ZM86 51V52H85ZM174 51H175V49H174ZM180 51V52H181ZM186 52V54H185V57H186V59H188L187 58V54H189L190 52ZM202 51V52H201ZM199 50V52H201L200 54H199V52L195 55L194 53V56H197L198 54V56L197 57H199L200 55L202 56L204 53H203V50ZM226 51H228V50H226ZM226 51H225V53H226ZM245 51V50H244ZM244 51H243V48H242V51H239V52H242V55H243V53H244ZM27 52V51H26ZM33 52V51H32ZM35 52L36 51H34V54H35ZM38 52H40V51H38ZM68 52H70V51H68ZM75 52V53H76ZM99 52H101L100 54H102V56L100 57V55H99ZM132 52V53H133ZM161 52V51H160ZM179 52V54H181ZM0 53H2V52H0ZM5 53H7V51L5 52ZM16 53V54H17ZM18 53V54H19ZM29 53V52H28ZM66 53V52H65ZM78 53V52H77ZM174 53V52H173ZM209 53V52H208ZM224 53V54H225ZM238 52H236V54H237ZM12 54V53H11ZM22 54L24 55V53L22 52ZM37 54V53H36ZM35 54V56H37ZM53 54V55H52ZM62 54V55H61ZM90 54H92V53H90ZM89 54V55H90ZM148 54V53H147ZM152 54V53H151ZM178 53H176V55H177ZM191 54H189V56L191 55ZM193 54H192V56H193ZM229 54V53H228ZM232 53H230V55H228V58H229V56H232L231 55ZM235 54V53H234ZM233 54V55H234ZM238 54H240V53H238ZM20 55V54H19ZM22 55V56H23ZM40 55H41V53H40ZM65 55V54H64ZM68 55H69V53H68ZM72 55V54H71ZM74 55H76V54H74ZM79 55V56H80ZM94 55V54H93ZM106 55H108V54H106ZM109 55H110V53H109ZM116 54H114V56H115ZM124 54H121V56H123ZM133 55V54H132ZM140 55H139V58H140ZM142 55H141V58H143L142 57ZM156 55V54H155ZM161 55V54H160ZM175 55V56H176ZM182 55V54H181ZM212 55V56H213ZM220 55V54H219ZM219 55H217L216 57H218ZM242 55H240V57L242 56ZM14 56V55H13ZM12 56V57H13ZM41 56V57H42ZM55 56V57H54ZM66 57H68L67 56V53H66V55H65ZM65 56H64V58H63V56H62V58L61 57H59L60 58V60H62V61H55L54 59H52V60H54V62L55 63H57L56 64V66H58L57 67V70H58V68H59V70H58V72H59V74H58V77L55 75L56 73H54V72H56L57 70H55L56 68H55V64H54V62L53 61H50L51 63H47V61H46V63H47V68L49 67V66H52V68L54 67V69L53 70H55V71H51V67H49V68H51L50 69V73H52V74H54L53 76H52V78H54V76H55V78H59V79H53V82H51L52 84L50 85V86H53V88H55L56 86L54 85V80L55 81H57V82H55V84L56 85H58L59 84V90H58V92H59V96H58V100L57 101H59V107H58V109L57 108H55V106L54 105H52V106H50L47 110H48V113H51V114H53V116L52 115H47V116H49V119L47 120V122H46V125H45V130H42L43 132H45V137H44V134H42L43 135V137L45 138V142H46V144L47 145H49V148H48V150H47V152L50 154V153H55L54 155H52V156H54L55 157V160H53V163H52V161H51V163L54 165V161H55V163L57 164L56 165V168H57V171H56V173L54 172L51 176H49V178L47 179V181H45V184H44V190L42 191V193L43 194H41L40 195V198H38L37 199V201L35 202V201H32L31 200V198L29 197V196H26V192H27V190H28V185H27V183H26V181L24 182V181H22V180H20L19 178H21V176L22 175H25L27 172V168H28V162L26 161V159H24L23 157H21V153H22V150H23V148L26 150V151H29V148L31 147V145H30V143H28V144H25V143H23L22 142V140H21V136H20V132H21V128H18V129H14V128H16L17 127V124L16 123H12V125L10 126V127H7V126H4V124H3V121L4 120H6L7 119V117H9L11 114H12V112H11V110H7V109H5V108H0V162L4 165V168L3 169H0V264H153V263H151L152 261L151 260H149V261H151V262H143V261H141V260H139V259H137L138 261L136 262V261H134L133 260V258H132V261L131 262H129L130 261V257L128 258V262H127V260L125 259H122V258H120L118 255H119V253H122L123 251L121 250V252L118 250V248H115V247H113V246H111L104 238H102L101 236H103L104 237V234H101V236H96L94 233H92L91 231L89 232V230L88 229H86L85 227H82V226H80L79 225V222H81V221H83V219L81 220V219H79V218H76V216H79V215H92L91 213L93 212V211H95V210H98V211H101V210H103V209H115V210H118V212H120L121 210H136V209H139L140 210V208L141 207H144L145 206V204H146V206L148 207V205H150L149 207H148V209H151V210H154V211H156V205L158 204V202H157V200H159L160 198H162V200L161 201H163V196H165L163 193V195H162V197H159V199H157L156 197L157 196H155L154 198H150L149 199V203L150 204H148V201L146 200V198H143V197H141V196H143V195H140V193H142V187L144 186L143 184H145L144 182L145 181H142V182H140V181H138V178L139 177H143V179H141V180H146L147 181V179L148 178H150V177H148V178H144V177H146V176H150L149 175V173L151 172H149V170H147V173H148V175L145 173H143V171H141V169L143 168L141 165H140V161H139V164L138 163H136L135 161H133L132 160V162H130L129 164H128V162L129 161H124L125 159H123L124 158V156L122 157V161H121V163H118V164H114V166L116 167V169L115 168H113L114 166H111V168L112 169H114L115 171H110V169H109V167H108V165L109 164H111L112 165V162L114 163V161H116V159L114 160V161H112L114 158H115V156H114V150L115 151H120V149L122 148V150L124 149L125 150V148H123L122 146H121V148H119V150L118 149H114L115 147V145L116 144H119V143H123L124 142V140H122L120 137H122L121 136V134L119 135V134H116V135H112L113 137H115V138H112V137H110V132H111V134H112V132H113V129L115 130V132H117L118 131V133H119V130H121V126H125L126 127V123H124V124H121V123H119L121 126L119 127V130H117L118 128V126H119V124L118 123H116L117 124V126H116V129L115 128H113L112 129V131H109V130H111V129H109V128H112L113 126H111V124H113L114 125V121L111 123L110 121L108 122V125L110 126V127H108V133H107V130L105 131V127L104 126H108L107 125V122H106V124L105 125H101V126H99V124L100 123H95V125H97V130H99L98 128H101L100 129V133H97V134H99V135H97L98 136V138H97V136L95 137V136H93L94 134H95V132H96V129H95V131H93L94 129V126L92 125L93 124V121H92V116H93V119L95 118V119H97L96 117H98L99 118V116H101V115H97V113L96 112H94L95 114H93L92 112L93 111H98V110H100V109H97L96 110V108H93L92 109V104H93V102H92V94L94 93H92V91H93V87L95 86V85H93L95 82L93 81L94 79L93 78H97L98 79V77H100L101 76V78L103 77L102 75H104L103 73H102V75H101V73H98L96 70H94V71H96L95 73H96V75H95V73L94 74H92V73H89L90 71H92V70H90V71H88L89 69H90V67L93 65V64H95V62L93 63V60L91 61V62H89L88 60L86 61L87 62V64L85 63H83L84 64V67L86 66L87 67V65H90V63H93L92 65H90V66H88L89 67V69H88V67L86 68V70L88 71H86L85 69H84V67L82 68L81 66H83V64L82 63H80V62H83L84 61V59H83V61H82V59H81V56L80 57H78V56H75V58L76 57H78V59L80 58V62H79V60L76 58H74V59H71L70 57H68L69 59H65ZM85 56H87L86 54H85ZM85 56H84V58H85ZM121 56H119V53H118V56H116V57H121ZM126 56H128V55H126ZM125 56V58H127ZM134 56V55H133ZM162 56V55H161ZM184 56V55H183ZM183 56H181L182 58H179V60H181V62H182V60L183 59H185V57H183ZM194 56H193V58L192 59H194ZM211 56V55H210ZM211 56V57H212ZM224 56V55H223ZM227 56V55H226ZM225 56V57H226ZM239 56V55H238ZM6 57H8V58H10L11 56H6ZM26 57V56H25ZM38 57V56H37ZM89 57V56H88ZM87 57V58H88ZM96 55H94V60L96 59ZM106 56H104V59H106L105 58ZM112 57H113V55H112ZM111 56H110V58H112ZM148 57H150V54H149V56ZM153 57H154V55H153ZM178 57H180V56H178ZM177 57V58H178ZM196 57V58H197ZM204 57H205V54H204V56H202V59L204 60ZM210 57V58H211ZM225 57H223V58H225ZM233 58L235 57V55L234 56H232ZM232 57H230L229 59H231V62H232V60H233V58ZM240 57H238V59L240 58ZM243 57V56H242ZM256 57V56H255ZM23 59H24V57H22ZM22 58H20L21 59V61H22ZM28 58L30 59V58H32L31 57V53H30V57L28 56ZM39 58V57H38ZM38 58L36 59V57H35V59H36V61L38 60ZM43 58H46V57H43ZM48 58V57H47ZM47 58H46V60H47ZM50 58V57H49ZM48 58V59H49ZM132 58V56L130 57V59ZM140 58V59H141ZM145 58V57H144ZM143 58V61L145 62V59ZM158 58H160V57H158ZM165 58V57H164ZM169 58H170V56H169ZM168 58V59H169ZM213 58H215V56H213ZM222 58V57H221ZM236 58H237V55H236ZM236 58H234V60L233 61H236V60H238V59H236ZM246 58V56L245 57H243V58H240L239 60H241V59H243V60H246L245 59ZM19 59V58H18ZM17 59V60H18ZM29 59L27 60V61H29ZM90 59H93L92 57H90ZM107 59L109 60V62H110V59H109V57H107ZM106 59V60H107ZM115 59V58H114ZM129 59V60H130ZM134 59V58H133ZM132 59V60H133ZM185 59V60H186ZM190 59V58H189ZM188 59V60H189ZM192 59H190L191 61H194V60H192ZM199 60L201 59V58H198ZM198 59H196V60H198ZM202 59H201V62L199 63V60H198V62L196 61V63L198 64H200V66H201V63H202ZM205 59H206V57H205ZM10 60H11V58H10ZM10 60H7V61H9V63H10V65H11V63L12 62H10ZM12 60H14V58L12 59ZM16 60V59H15ZM26 60V59H25ZM41 60V59H40ZM40 60H38L37 62H40V64L42 63ZM42 60H45V59H42ZM70 60V61H69ZM77 60H78V62L80 63V65H79V63L77 62ZM99 59H97V61H98ZM147 60V59H146ZM153 60V59H152ZM156 60V59H155ZM188 60H186L185 62H187ZM217 60H220V58L218 59L217 58ZM228 60V59H227ZM31 61V60H30ZM34 61V60H33ZM36 61H34L33 63H32V65H36L37 63H35ZM102 61H103V59H101V62H99L98 61V63L100 64H104V66L103 67H105V65H108V62L106 63V62H104V63H102ZM105 61V60H104ZM123 62L125 61V59L124 60H122ZM121 61V62H122ZM157 61H159L158 59H157ZM169 61V60H168ZM247 61V60H246ZM19 62H20V60H19ZM49 62V61H48ZM53 62V63H52ZM88 62H89V64H88ZM125 62H127V61H125ZM124 62V63H125ZM160 62V61H159ZM185 62H184V60H183V63L185 64ZM188 62H190V61H188ZM205 62V61H204ZM222 62V61H221ZM231 62H229L228 61V63H231ZM240 62V61H239ZM252 62V61H251ZM251 62H250V60L248 61V64H246V63H244L245 65H248L249 66V72H252V74H249L250 76L251 75H254L255 73H256V71H257V69L259 70V67L257 66V65H255V61L253 62L254 63V65H252L251 64ZM4 63H5V61H4ZM27 63H29V62H27ZM44 63V62H43ZM113 63V62H112ZM128 63V62H127ZM134 63H136V62H134ZM138 63H139V61H138ZM141 63V62H140ZM155 63V62H154ZM172 63H173V61H172ZM177 63H178V60H177ZM179 63H180V61H179ZM182 63V64H183ZM191 63V62H190ZM190 63H188V64H190ZM196 63H194V64H196ZM218 63V62H217ZM216 63V64H217ZM220 63V62H219ZM228 63H226L227 64V66H228ZM234 65L236 64V65H238L237 63H234V62H232ZM241 63L243 64V62L241 61ZM22 64V63H21ZM24 65H25V67H26V64L25 63H23ZM99 64H97L96 66L98 67V70H99ZM115 64V61H114V63H113V65ZM122 64V63H121ZM131 63H129V66H132V65H130ZM146 64H148L147 62H146ZM152 64V63H151ZM156 64H157V62H156ZM174 64V63H173ZM175 64H176V62H175ZM181 64V63H180ZM183 64V65H184ZM187 64V65H188ZM199 64H198V66H199ZM202 64H205V63H202ZM225 64V63H224ZM241 64V65H242ZM1 66H3V63H1L0 64ZM32 65H28V67L29 66H32ZM42 65V64H41ZM41 65H39V67L40 68H42L41 67ZM76 65H78V66H80L81 67V69H82V71H81V69H79L78 68V70H77V67L78 66H76ZM112 65V69H111V71H108V67H111V64L110 65H108V66H106V69H107V71L110 73V72H112V73H114L115 71H114V66ZM126 65V64H125ZM124 65V66H125ZM134 65V64H133ZM136 65V64H135ZM141 65V64H140ZM143 65H144V63H143ZM143 65H141V66H143ZM149 65V64H148ZM162 65V64H161ZM160 65V66H161ZM182 65V66H183ZM186 65V64H185ZM184 65V66H185ZM207 65V64H206ZM235 65V66H236ZM239 65H240V63H239ZM241 65L239 66V67H241ZM242 66V67H245V68H247L246 70H243V72L244 71H247L248 72V67H246V66ZM7 66H9V65H5L4 67H7ZM16 66H18V67H20L19 65H17L16 64ZM44 66H46V64H44L43 65V70L41 69L40 70V68H39V70L40 71H42V72H40L38 69V71L39 72H37V73H41V74H43L45 77H43L42 75V77L41 76H39V79L41 78H47L46 77V75L44 74V73H48V71L47 70H49V68L47 69L46 67H44ZM93 66H95V65H93ZM92 66V67H93ZM101 66V65H100ZM122 66H123V64H122ZM123 66V67H124ZM127 66V65H126ZM129 66H128V68H129ZM140 66V67H141ZM153 66V65H152ZM181 66V65H180ZM184 66H183V69H186V68H188L189 67V69H190V66L188 65V67H186V68H184ZM198 66L197 65H195V67H197L198 68ZM199 66V67H200ZM226 66V67H227ZM229 66H231V64L229 65ZM38 67V66H37ZM136 67H138V66H136ZM175 67V66H174ZM177 67H179L178 65H177ZM204 67V66H203ZM224 67V66H223ZM233 67V66H232ZM239 67H238V69L236 68V70H239ZM241 67V68H242ZM256 67H257V69H256ZM16 68V67H15ZM22 68L23 67H21V68H19V70L21 69L22 70ZM96 68V67H95ZM142 68V67H141ZM145 68V67H144ZM150 68V67H149ZM182 68V67H181ZM180 68V69H181ZM229 68V67H228ZM244 68V69H245ZM1 69V68H0ZM27 69V68H26ZM34 69V66H32V70ZM35 69H36V67H35ZM35 69L33 70L35 73H36V71H35ZM45 69H46V72H44L45 71ZM94 69V68H93ZM101 69V68H100ZM103 69L104 68H102L101 70V72H103ZM120 69V68H119ZM139 69V68H138ZM146 69V68H145ZM151 69V68H150ZM155 69H156V66H155ZM157 69H160L161 70V67H159V68H157ZM203 69V68H202ZM206 69H207V67H206ZM217 69V68H216ZM220 69V68H219ZM225 69V68H224ZM227 69V68H226ZM233 69H234V67H233ZM243 69V68H242ZM2 70V69H1ZM25 70V69H24ZM28 70V69H27ZM29 70L31 71V68H29ZM110 70V69H109ZM114 72H113V71ZM129 70V69H128ZM128 70H126V71H128ZM147 70H148V67H147ZM182 70V69H181ZM213 70V69H212ZM250 70H252V71H250ZM253 70H256L255 72L253 71ZM263 70H259V74H261L262 73V71ZM12 71H14V70H12ZM23 71V70H22ZM29 71V72H30ZM78 71H80L79 73L81 74H79L80 76H78ZM119 71V70H118ZM125 71V72H126ZM129 71H131V70H129ZM128 71V72H129ZM159 71V70H158ZM169 71V70H168ZM172 71V70H171ZM219 71V70H218ZM230 71H232V70H230V69H228V72H230ZM235 71V70H234ZM1 72H4V71H1ZM6 72V75H7V72H9V71H5ZM24 72V71H23ZM28 72V73H29ZM32 72V71H31ZM30 72V73H31ZM33 72V73H34ZM57 72V73H58ZM93 72V71H92ZM104 72H106V70L104 69ZM134 72V75H136L137 73H136V70L135 71H133ZM137 72H138V70H137ZM142 72V71H141ZM170 72V71H169ZM178 72H179V69H178ZM177 72V73H178ZM185 72V71H184ZM225 72H226V70H225ZM239 72V71H238ZM238 72L236 71V73L238 74ZM242 72V71H241ZM248 72V73H249ZM254 72V73H253ZM264 72V71H263ZM14 73V79L17 81V79H16V77H15V74L17 73H15V72H13ZM12 73V74H13ZM20 73H22V72H20ZM20 73H19V76H20ZM24 73H26L27 74V71L25 70V72ZM24 73L23 74H21L22 75V77H23V75H24ZM33 73H31L30 75H32ZM33 74V76H35V78H38V76H36L37 74ZM49 73V74H50ZM109 73H105V74H107L106 76L104 75V78H105V80L107 79V78H112L113 76H114V74L112 75V77H110L109 75ZM111 73V74H112ZM136 73V74H135ZM139 73V72H138ZM144 73V72H143ZM149 74H150V72H148ZM161 73V72H160ZM166 73V72H165ZM172 73V72H171ZM180 73V72H179ZM205 74L207 73L208 74V71L207 72H204ZM236 73H233V71H232V77H233V75L235 76V74ZM257 73H258V71H257ZM257 73H256V75H257ZM2 74V73H1ZM25 74V75H26ZM52 74H50V75H52ZM91 74H92V76L93 75H95L93 78H92V76H91ZM97 74H100L99 76L97 75ZM127 74V73H126ZM129 74V73H128ZM158 74H159V72H158ZM157 74V75H158ZM217 74H218V72H217ZM221 74H224V73H220L219 75H220V78H222L221 76ZM229 74H231V73H229ZM236 74V75H237ZM244 73H242V75H243ZM258 74V75H259ZM262 74H264V73H262ZM262 74H261V77H264V75L262 76ZM10 75H11V72H10ZM29 75V74H28ZM39 75V74H38ZM122 75H124L123 73H122ZM132 75V74H131ZM145 75H147V74H145ZM162 75V74H161ZM160 75V76H161ZM172 75V74H171ZM171 75H169V76H171ZM228 75V74H227ZM227 75H225V76H227ZM239 75H240V72H239ZM245 76L247 75V74H244ZM255 75V76H256ZM257 75V76H258ZM12 76V75H11ZM27 76V75H26ZM151 76V75H150ZM165 76V75H164ZM241 76V75H240ZM240 76L238 77V75H237V78L239 79L240 78ZM249 76V80L250 81H248V82H251V84L250 83H248L247 82V78H246V80H244V81H246V83H248L249 84V87H245L247 90H249V88L251 87V85H252V82H254V81H256L257 80V78L258 79H260V77H257V78H255V76H253V78H255L254 80H253V78H252V76L250 77ZM260 76V75H259ZM1 77V76H0ZM6 77V76H5ZM21 77V76H20ZM32 77V76H31ZM31 77H29L28 78V80H29V83H30V80L32 79ZM50 77V76H49ZM48 77V78H49ZM81 78V80H80V78ZM134 77V76H133ZM138 77V76H137ZM142 77H144V75L142 76ZM157 77V76H156ZM166 77V76H165ZM217 77V76H216ZM224 77V76H223ZM229 77H231L230 75H229ZM244 77V76H243ZM242 76H241V78L240 79H244ZM1 78H4L3 77V74H2V77ZM7 78V77H6ZM10 78V77H9ZM34 78V80H36ZM47 78V79H48ZM51 78V79H52ZM91 78L93 79L92 80V82L90 81L91 80ZM120 78H121V76H120ZM131 78H132V76H131ZM135 78V77H134ZM145 78V77H144ZM153 78V77H152ZM228 78V77H227ZM234 78V83H236V81L238 82L239 80L238 79H236L235 80V78H236V76L235 77H233ZM11 79V78H10ZM9 79V80H10ZM50 79V78H49ZM48 79V80H49ZM108 79V80H109ZM129 79V78H128ZM127 79V80H128ZM133 79V78H132ZM157 79L159 80V75H158V77H157ZM156 79V80H157ZM163 79V78H162ZM162 79H161V81H162ZM191 79V78H190ZM193 79V78H192ZM4 80V79H3ZM19 80V79H18ZM22 80V79H21ZM25 80H27V78L26 79H24L23 81H25ZM28 80L26 81V82H28ZM102 79H98V81H101ZM119 80V79H118ZM117 80V81H118ZM136 80H143V79H136ZM133 81L131 84H133L134 82H137V81ZM149 80H151V79H149ZM251 80H253V81H251ZM261 80H262V78H261ZM261 80H259V82L261 83ZM6 81V80H5ZM8 81V80H7ZM16 81H13V85H15L16 84ZM23 81H21L22 83H26V82H23ZM45 82L47 81V80H44ZM44 81L42 82L41 80H40V82H42L43 83V85H44ZM50 81H52V80H50ZM95 81H97V80H95ZM103 81V80H102ZM107 81V80H106ZM106 81H104L105 82V84L106 83H108V82H106ZM112 81V80H111ZM116 81V82H117ZM153 81V80H152ZM155 81V80H154ZM208 81V80H207ZM233 81V80H232ZM263 81V80H262ZM9 82V81H8ZM8 82H6V83H8ZM31 82H34L33 81V79L31 80ZM35 82H37V80L35 81ZM39 81H38V84L40 83ZM48 82V81H47ZM78 82H79V85L81 84V86H82V90L80 91V90H78V88L76 87L77 85H78ZM146 82V81H145ZM187 82V81H186ZM229 82V81H228ZM240 82V81H239ZM75 83V84H74ZM100 83V82H99ZM141 83V82H140ZM139 83V84H140ZM155 83V82H154ZM185 83V82H184ZM210 83H211V81H210ZM243 83V84H242ZM242 85H244L245 83L242 81ZM264 83V82H263ZM262 83V84H263ZM1 84V83H0ZM8 84H12V83H8ZM27 84V83H26ZM33 86L35 85V86H37V83L36 84H33V83H31ZM30 84V85H31ZM97 85H98V83H96ZM101 84V83H100ZM152 84V83H151ZM247 84V85H248ZM258 84V86H260V84L259 83H257ZM256 84V85H257ZM261 84V85H262ZM2 85V84H1ZM0 85V86H1ZM29 85V84H28ZM27 85V86H28ZM39 85H41V84H39ZM42 85V86H43ZM45 85H47V87H45V88H48V84H45ZM102 85H104V84H102ZM107 85V84H106ZM113 85H114V83H113ZM126 85V84H125ZM134 85H135V83H134ZM138 85V84H137ZM150 85V84H149ZM182 85V84H181ZM228 85V84H227ZM232 85H233V83H232ZM238 85V84H237ZM241 85V86H242ZM255 85V84H254ZM254 85H252V87L254 86ZM255 85V86H256ZM4 86V84L2 85V87ZM12 86V85H11ZM18 86H19V82H18ZM18 86L17 85H15L14 87H16L17 89H18ZM101 86V85H100ZM111 86V85H110ZM109 86V87H110ZM245 86V85H244ZM257 86V88H259L260 89V87H258ZM262 86H264V85H262ZM2 87H0V89L2 88ZM7 87H9V86H7ZM13 87V86H12ZM23 87H25V86H23ZM29 87V86H28ZM79 87V86H78ZM113 87H115V86H113ZM147 87V86H146ZM152 87V86H151ZM206 87V86H205ZM37 88V87H36ZM40 88H41V86H40ZM43 88V87H42ZM50 88V87H49ZM76 88H77V90L79 91V93H78V91H76ZM95 88V87H94ZM98 90H99V93H100V88H104V90H110V88H108V86H107V88H106V86L104 85V86H102V87H99L98 88V86L96 87ZM129 88H131V87H129ZM196 88V87H195ZM243 86H242V88H241V90L243 89H245ZM254 88V87H253ZM253 88H251V89H253ZM8 89V88H7ZM13 89V88H12ZM11 89V90H12ZM17 89H16V91H17ZM24 89V88H23ZM34 89V88H33ZM51 90H53L52 89V87L50 88ZM55 89H57V88H55ZM55 89H54V91H55ZM81 89V88H80ZM112 89V88H111ZM164 89V88H163ZM173 89V88H172ZM184 88L182 87L181 88V91L183 90ZM245 89V90H246ZM259 89L258 90H256L258 93H259ZM2 90H4V88H2L1 89V91ZM6 90V89H5ZM9 91H10V88L8 89ZM19 90V89H18ZM30 90V89H29ZM37 90H39L40 91V89H36V91ZM43 90V89H42ZM41 90V91H42ZM49 90V89H48ZM47 90V91H48ZM97 90V91H98ZM108 90V91H109ZM147 90V89H146ZM145 90V91H146ZM151 90V89H150ZM157 90V89H156ZM162 90V89H161ZM229 90V89H228ZM241 90H240V92H241ZM246 90V91H247ZM254 90V91H255ZM262 90H264V89H261V91ZM13 91V90H12ZM33 91V90H32ZM31 91V92H32ZM38 91V92H39ZM40 91V92H41ZM44 92H41V93H44L45 94V91H46V89L45 90H43ZM53 91V92H54ZM102 91V90H101ZM108 91L107 92H104L105 94L106 93H108ZM112 91V90H111ZM110 91V92H111ZM145 91H139V92H145ZM169 91V90H168ZM251 91H253V90H251ZM255 91V92H256ZM5 92V91H4ZM27 92H29V91H27ZM30 92V93H31ZM50 92V91H49ZM110 92L108 93V94H110ZM113 93H114V90L112 91ZM129 92H132V91H129ZM136 91H134V95L136 94L135 93ZM156 92H160V95L162 94V91H160L159 89H158V91H156ZM210 92H212V91H210ZM26 93V92H25ZM97 94V92H96V96H98V95H104V93H102V94ZM125 93V92H124ZM123 92L121 93V94H124ZM128 93V92H127ZM127 93H126V96H127ZM138 93V92H137ZM183 93V92H182ZM213 93V92H212ZM257 93V96L259 95ZM6 94H7V92H6ZM10 94V93H9ZM14 94V93H13ZM19 94V93H18ZM37 94V93H36ZM43 94V95H44ZM50 94H53V93H50ZM56 93L54 92V95H55ZM81 94V95H80ZM130 94V93H129ZM148 94V93H147ZM155 94H157V93H155ZM184 94V93H183ZM251 94H254V93H251ZM250 94V95H251ZM262 94H264V92L262 91ZM262 94H260L261 95V97L263 96L264 97V95H262ZM3 95V94H2ZM15 95V94H14ZM33 95H34V93H33ZM42 95V96H43ZM47 95V94H46ZM52 96V97H54V98H56L55 96ZM57 95V94H56ZM93 95H95V93L93 94ZM111 95H113V97H114V95H115V93L114 94H110V96ZM141 95H143L142 93H141ZM146 95V94H145ZM148 95H150V94H148ZM164 95V94H163ZM256 95V94H255ZM9 96V95H8ZM10 96H12V95H10ZM32 96V95H31ZM42 96H39V98L40 99H38L39 101H40V103H41V98H42ZM48 96V95H47ZM109 96V95H108ZM117 96V95H116ZM120 96H122V95H120ZM125 96V94L122 96V97H124ZM129 96H131L132 97V94L131 95H129ZM128 96V97H129ZM137 96V95H136ZM138 96H140L139 94H138ZM137 96V97H138ZM151 96V95H150ZM149 96V97H150ZM244 96H245V94H244ZM254 96V95H253ZM257 96H256V98H257ZM6 97H7V95H6ZM19 97H20V95H19ZM28 97H30L29 95H28ZM32 97H34V96H32ZM45 97V96H44ZM80 97V98H79ZM112 96L111 97H106V102H107V100H113L114 101V104H116L115 103V101H116V98L114 97L113 98ZM128 97H124L125 98V100L127 101V100H129L128 99ZM135 97V96H134ZM145 96L143 95V98H144ZM154 98L153 99H157L156 98V95L155 96H153ZM252 97V96H251ZM260 97V98H261ZM262 97V98H263ZM1 98V97H0ZM4 98H5V95H4ZM21 98V97H20ZM48 98V97H47ZM97 98V97H96ZM98 98H99V96H98ZM105 97L104 96H102V98H99V102H100V99H103V100H101V101H104L105 99H104ZM117 98H119V97H117ZM124 98H122V99H124ZM139 98V97H138ZM138 98H137V100H138ZM142 98V97H141ZM146 98V97H145ZM160 98V97H159ZM164 98V97H163ZM166 98V97H165ZM176 98V97H175ZM246 98H248V97H246ZM255 98V96L252 98V100L254 99V100H258L257 102H259L260 100H261V103H260V105H262V104H264V103H262V99H256ZM7 99V98H6ZM16 99V98H15ZM15 99H14V101H15ZM35 99V98H34ZM52 99V98H51ZM57 99V98H56ZM120 99V98H119ZM136 99V98H135ZM162 99V98H161ZM264 99V98H263ZM4 100V99H3ZM45 100V99H44ZM47 100V99H46ZM131 100H133V97H132V99ZM136 100V101H137ZM151 100V99H150ZM149 100V101H150ZM173 100V99H172ZM175 100V99H174ZM190 100V99H189ZM192 100V99H191ZM26 101H27V99H26ZM37 101V100H36ZM56 101V100H55ZM56 101V102H57ZM93 101H95V99L93 100ZM117 101H118V99H117ZM120 101V100H119ZM119 101H118V105H119ZM122 101H124V100H122ZM126 101H124V104H123V102H121L122 104H123V106L127 103ZM142 101H144V100H142ZM141 100H140V102H141V106H142V102ZM153 102H155L156 100H152ZM162 101H163V99H162ZM166 101V100H165ZM181 101V100H180ZM1 102V101H0ZM22 102V101H21ZM24 102V101H23ZM55 102V103H56ZM99 102H97L98 104H100ZM105 102V101H104ZM104 102H103V104H104ZM106 102H105V106L106 107H103L102 106V103H101V106H102V108L105 110V108H107V109H111V108H113L112 107V105L115 107L116 105H114L113 103H112V105L109 107V105L111 104V102L110 101H108V104L109 105H107L106 104ZM126 102V103H125ZM129 102V101H128ZM134 102L135 101H133V104H134ZM137 102H139V101H137ZM139 102V103H140ZM158 102V101H157ZM161 102V101H160ZM172 102V101H171ZM253 102V101H252ZM257 102H255L254 101V103H257ZM263 102H264V100H263ZM15 103V102H14ZM17 103V102H16ZM42 103H44L43 101H42ZM96 103V102H95ZM95 103H94V105H93V107L94 106H96L95 105ZM96 103V104H97ZM121 103H120V105L119 106H121ZM130 103V102H129ZM128 103V105H125V106H131L130 104ZM132 103V102H131ZM151 103V102H150ZM165 103V102H164ZM45 105L46 104H49V103H44ZM97 104V108L100 106V105H98ZM168 104V103H167ZM195 104V103H194ZM245 104H246V102H245ZM258 104V103H257ZM14 105V104H13ZM18 105V104H17ZM37 105H39V104H37ZM40 105H42V104H40ZM44 105V106H45ZM50 105V104H49ZM136 105H138V104H136ZM145 105H146V103H145ZM158 105V104H157ZM160 105H162V104H160ZM247 107L249 106L248 105V101H247ZM259 105V104H258ZM47 106V105H46ZM122 106V107H123ZM133 106V105H132ZM131 106V108H133V109H136V108H134V107H132ZM147 106V105H146ZM244 106V105H243ZM109 107V108H108ZM117 107V106H116ZM115 107V108H116ZM142 107H145V106H142ZM152 107V106H151ZM161 107V106H160ZM258 107H260V106H258ZM261 107H263V106H261ZM260 107V108H261ZM101 108V107H100ZM101 108V112L100 113H102V109ZM130 108V107H129ZM138 108H140V107H138ZM158 108V107H157ZM254 108H255V106H254ZM38 109V108H37ZM36 109V110H37ZM41 109V108H40ZM60 109V114H59V116L58 115H56L55 116V114L56 113H58L57 112V110H59ZM79 109H81L80 110V112L82 113V116H80L79 114H80V112H79ZM107 109H106V111H107ZM122 108H120L119 110H116V109H114L113 111H123V110H121ZM128 109V108H127ZM132 109V111H134ZM145 109H146V107H145ZM164 109V108H163ZM176 109V108H175ZM252 110H253V108H251ZM264 109V108H263ZM27 110V109H26ZM39 110V109H38ZM93 110V111H92ZM129 110V109H128ZM139 110H143V108H141V109H138V111ZM153 110V109H152ZM255 110V109H254ZM253 110V111H254ZM257 110L258 111H256V113L258 114V112H259V110H261V109H258L257 108ZM44 111V110H43ZM103 112V113H107V112ZM112 111V112H113ZM116 111L115 112H113L114 114L116 113ZM126 111V110H125ZM137 111V112H138ZM178 111V110H177ZM263 111V110H262ZM109 112V111H108ZM146 112V111H145ZM150 112V111H149ZM165 112V111H164ZM249 112V111H248ZM264 112V111H263ZM261 113L260 112V114H264V113ZM35 113V112H34ZM43 114L42 112H39V114ZM46 113H47V111H46ZM112 113V114H113ZM136 113V112H135ZM143 113V112H142ZM141 112H139V114H142ZM234 113H235V111H234ZM233 113V114H234ZM245 113H247L246 111H245ZM255 113V114H256ZM110 114H111V110H110ZM110 115V116H108L109 115V113H107V114H104L105 116H108L107 118H109V117H111V118H114V116H116V115ZM134 114V113H133ZM137 114V113H136ZM254 114V113H253ZM257 114H256V116H257ZM45 115V114H44ZM103 115V114H102ZM211 115V114H210ZM246 115V114H245ZM244 115V116H245ZM104 116V117H105ZM132 116V115H131ZM141 116V115H140ZM206 116V115H205ZM213 116V115H212ZM230 116V115H229ZM233 116H235L236 117V115H233ZM255 116V115H254ZM264 116V115H263ZM128 117V116H127ZM221 117H222V115H221ZM231 118H232V116H230ZM257 117H259V115L257 116ZM46 118V117H45ZM101 118H102V116H101ZM106 118V119H107ZM133 118H134V116H133ZM198 118V117H197ZM205 118V117H204ZM250 118V117H249ZM254 118H256V117H254ZM44 119V118H43ZM110 119V118H109ZM114 119H116V121H117V118H114ZM180 119V118H179ZM201 119V118H200ZM199 119V120H200ZM202 119H203V117H202ZM234 119H236V118H234ZM259 119V118H258ZM258 119H256L257 120V123H258ZM79 120H81V121H84V123H82V122H80V123H82L83 124V129H82V131L80 130L81 129V127H78L77 125L79 124ZM111 120H113V119H111ZM239 120V124H245V120H246V122H247V119H245V120H243L244 122L243 123H240L241 121H240V119H238ZM242 120V119H241ZM98 121V120H97ZM115 121V122H116ZM139 121V120H138ZM249 121V120H248ZM252 121H255L254 119L252 120ZM262 121H264L263 119H262ZM261 120H260V122H262ZM31 122V121H30ZM39 122H41V121H39ZM45 122V121H44ZM125 122H127V121H125ZM151 122V121H150ZM213 122V121H212ZM110 123V124H109ZM131 123V122H130ZM137 123H140V122H137ZM136 123V124H137ZM163 123H164V121H163ZM166 123V122H165ZM180 123V122H179ZM202 123V122H201ZM200 123V124H201ZM223 123V122H222ZM225 123V122H224ZM235 123V122H234ZM249 123V122H248ZM253 123V122H252ZM45 124V123H44ZM131 124H133V123H131ZM136 124H135V127H138V126H136ZM143 124V126H144V123H142ZM152 124H154V123H151V125ZM183 124V123H182ZM203 124V123H202ZM204 124H206V123H204ZM212 124V123H211ZM221 124V123H220ZM229 124H232V123H229ZM254 124V123H253ZM256 124V123H255ZM261 124V123H260ZM79 125H81V124H79ZM89 125V127H87ZM128 125V124H127ZM138 125V124H137ZM141 125V124H140ZM147 125V124H146ZM166 125V124H165ZM218 125H219V123H218ZM217 125V126H218ZM247 125V124H246ZM259 125V124H258ZM262 125V124H261ZM129 126H131V125H129ZM128 126V127H129ZM177 126V125H176ZM199 126V125H198ZM200 126H202V125H200ZM204 126V125H203ZM237 126V125H236ZM235 126V127H236ZM239 126V125H238ZM238 126H237V128H238ZM243 126H245V125H243ZM115 127V126H114ZM214 127V126H213ZM223 127V126H222ZM240 127H242V126H239V129H240V131L241 132H243L241 129L242 128H240ZM246 127V126H245ZM245 127H243L244 129H245ZM257 126L255 125V128H256ZM79 129V131H81V135H80V132H78L77 133V130ZM123 128V127H122ZM134 128V127H133ZM141 128H143V127H141ZM153 128V127H152ZM155 128V127H154ZM166 128V127H165ZM176 128V127H175ZM205 128V127H204ZM224 128H226V127H224ZM224 128H223V130H224ZM230 128H232V127H230ZM125 129V128H124ZM129 129V128H128ZM145 129V128H144ZM147 129V128H146ZM149 129V128H148ZM178 129V128H177ZM202 129V128H201ZM207 129H209V128H207ZM232 129H234V131H232V134L234 133H237L238 132V130L236 131V129L233 127ZM260 129V128H259ZM258 128H257V130H259ZM9 130V131H8ZM104 130V131H103ZM123 130V129H122ZM121 130V131H122ZM130 130H133L132 129V126H131V128H130ZM161 130V129H160ZM257 130H255L256 132H255V135L257 134ZM4 131L6 132V131H8L9 133H8V135L6 136L5 135V133H4ZM121 131H120V133H121ZM125 131H127L126 129H125ZM125 131H122V133H124ZM139 132H140V130H138ZM138 131H137V133H138ZM142 131H143V129H142ZM141 131V132H142ZM155 131V130H154ZM236 131V132H235ZM239 131V132H240ZM263 131H264V129H263ZM263 131H261L262 133H263ZM128 132H130V131H128ZM128 132H125L124 133V135L126 134V133H128ZM131 132H135L136 133V131H131ZM130 132V133H131ZM141 132H140V134H141ZM144 132V131H143ZM142 132V133H143ZM163 132V131H162ZM210 132V131H209ZM213 132V131H212ZM211 132V133H212ZM224 132V131H223ZM238 132V134H231V131L229 130V133L228 134H231L233 137L235 136V138H236V135L237 136H240V133ZM244 132H245V130H244ZM37 133V132H36ZM130 133H128V135L130 134ZM214 133V132H213ZM212 133V134H213ZM216 133V132H215ZM139 134V135H140ZM156 134V133H155ZM192 134V133H191ZM212 134H210V137H211V135ZM40 135V134H39ZM133 135H135L134 133H133ZM146 135V134H145ZM148 135V134H147ZM160 135H161V133H160ZM159 135V133L157 134V136H160ZM208 135V134H207ZM231 135H229L231 138H232V136ZM243 135L244 134H241V136L243 137ZM252 135H254V133L252 134ZM255 135L253 136V137H255ZM36 136V135H35ZM137 136V135H136ZM142 136V135H141ZM141 136H137V138H139V137H141ZM144 136V135H143ZM149 136V135H148ZM156 136V135H155ZM240 136V137H241ZM43 137H41L40 139H42ZM79 137L81 138V140L79 139ZM94 137L95 138H97V140L94 142ZM130 137H133L131 134H130V136L128 137V138H130ZM154 137V136H153ZM165 137H166V135H165ZM215 137H216V135H215ZM228 137V136H227ZM239 137V138H240ZM43 138V139H44ZM119 138H120V140H122V141H120L119 140ZM124 138V137H123ZM134 138V137H133ZM137 138H134V139H128V140H130V141H126V139H125V142H127V143H129V144H126V146L127 145H132L131 147H134V148H136L137 150L139 149V148H137L138 146H140V148H142L141 146H143V145H140V140L139 139H137ZM148 138V137H147ZM151 138V137H150ZM209 138V137H208ZM214 138V137H213ZM226 138V137H225ZM231 138H229L228 137V139H230V142L232 141L233 142V140H235V138L233 139V140H231ZM238 138V137H237ZM79 139V140H78ZM143 139V138H142ZM141 139V140H142ZM146 139V138H145ZM152 139V138H151ZM151 139H149V140H151ZM227 139V140H228ZM166 140V139H165ZM241 140V139H240ZM253 140V139H252ZM261 140V139H260ZM42 141V140H41ZM198 141V140H197ZM224 141H225V139H224ZM224 141L223 142H221V143H224ZM237 141V140H236ZM254 141H255V139H254ZM124 142V143H125ZM154 142H156V141H153L152 143H154ZM157 142H159V141H157ZM204 142H206V141H204ZM210 142V141H209ZM238 142V141H237ZM262 142V141H261ZM147 143H148V141H147ZM150 143V142H149ZM164 143V142H163ZM198 143V142H197ZM202 143V142H201ZM207 143V142H206ZM235 143V142H234ZM253 143V142H252ZM144 144H145V140H144ZM210 144H213V143H211L210 142ZM230 144V143H229ZM97 145V146H96ZM121 145V144H120ZM123 146L125 145V144H122ZM222 145V144H221ZM221 145H219L220 146V148H221ZM231 145V144H230ZM237 145H238V143H237ZM234 146L233 145V147H238V146ZM118 145H116V147H117ZM146 146V145H145ZM151 146V145H150ZM156 146V145H155ZM163 146V145H162ZM208 146V145H207ZM223 147H224V144L222 145ZM264 146V145H263ZM81 147V150L79 149ZM112 147H114V148H112ZM164 147V146H163ZM166 147H168V146H166ZM165 147V148H166ZM228 147V146H227ZM230 147V146H229ZM229 147H228V149H229ZM130 148V147H129ZM158 148V147H157ZM191 148V147H190ZM205 148H207V147H205ZM204 147H203V149H205ZM113 149V150H112ZM128 149V148H127ZM136 149H134V152H135V150ZM161 149V148H160ZM214 149V148H213ZM212 149V150H213ZM227 149V150H228ZM129 150H131V149H129ZM142 150V149H141ZM144 150V149H143ZM145 150H146V147H145ZM150 150V149H149ZM166 150V149H165ZM194 150V149H193ZM138 151H140V150H138ZM161 151V150H160ZM204 151V150H203ZM214 151V150H213ZM236 151V150H235ZM36 152H37V158H39L40 157V154H41V152H42V150H41V148H39L38 146H37V148H36ZM125 152H128V151H125ZM133 152V153H134ZM143 152V151H142ZM147 152H149V151H147ZM151 152V151H150ZM153 152H155V150L153 151ZM159 152V151H158ZM157 152V154H160V152L158 153ZM167 152V151H166ZM173 152V151H172ZM194 152V151H193ZM220 152H221V150H220ZM260 152H262V151H260ZM99 153V154H98ZM120 153H123V152H121L120 151ZM130 153V152H129ZM139 153V152H138ZM138 153H137V155H138ZM156 153V152H155ZM174 153V152H173ZM210 153H211V151H210ZM213 153V152H212ZM4 154H6V155H8V154H10L9 156L10 157H5L4 156ZM98 154V161H97V163L98 162H100V168H98L99 169V171L98 170H96V172H95V165H96V163H95V158H97L96 157V155ZM116 154H117V152H116ZM115 154V155H116ZM125 154V153H124ZM163 154V153H162ZM201 154V153H200ZM128 155V154H127ZM127 155H126V157H127ZM145 155V152H144V154H143V156ZM147 155V154H146ZM152 155H154L153 153H152ZM152 155H150L148 158H153L152 157ZM161 155V154H160ZM159 155V156H160ZM163 155H165V154H163ZM171 155V154H170ZM197 155H198V153H197ZM205 155V154H204ZM219 155V154H218ZM52 156H51V158H52ZM118 156V155H117ZM142 156V157H143ZM162 156V155H161ZM137 157V156H136ZM212 157V156H211ZM135 158V157H134ZM140 158V157H139ZM138 158V159H139ZM156 158V157H155ZM163 158H165V157H163ZM169 158V157H168ZM40 159H41V157H40ZM119 159V158H118ZM117 159V162L119 161ZM128 159V158H127ZM133 159V158H132ZM161 159V158H160ZM211 159V158H210ZM143 160V159H142ZM150 160H152V159H150ZM112 161V162H111ZM45 162V161H44ZM126 162V163H125ZM50 163V164H51ZM142 163V162H141ZM147 163H149V162H147ZM152 163V162H151ZM163 163V162H162ZM209 163H210V161H209ZM153 164H155V166H156V161H155V163H153ZM188 164H190V163H188ZM218 164V163H217ZM217 164H215V165H217ZM144 165V164H143ZM146 165V164H145ZM144 165V166H145ZM162 165V164H161ZM164 165V164H163ZM172 164H170L169 166H171ZM174 165H176V164H174ZM177 165H179V164H177ZM176 165V166H177ZM181 165V164H180ZM195 165V164H194ZM199 165V164H198ZM198 165H195V166H197L198 167ZM211 165V164H210ZM41 166V165H40ZM97 166H99V165H97ZM152 166V164L150 165V167ZM154 166V167H155ZM158 166H159V164H158ZM158 166H157V168H158ZM168 166V167H169ZM190 166V165H189ZM208 166V165H207ZM219 165H217V167H218ZM222 166V165H221ZM221 166H219V168L217 169V170H220V167ZM227 165H225L224 166V169H222V171L223 170H225L226 168H229L230 166H228V167H226ZM263 166H264V164H263ZM53 167H55V166H53ZM146 167V166H145ZM149 166H148V164H147V168H149V169H151ZM161 167V166H160ZM179 167V166H178ZM188 167V166H187ZM200 167H201V165H200ZM199 167V168H200ZM205 167V166H204ZM210 167L211 166H209V167H207L209 170H212V169H210ZM214 167H216V166H214ZM213 167V168H214ZM223 167V166H222ZM258 167V166H257ZM38 168V167H37ZM97 168V167H96ZM167 168V167H166ZM182 168H183V166H182ZM42 169H43V167H42ZM42 169H40L41 171H42ZM102 169V170H101ZM111 169V170H112ZM144 169H146V168H144ZM152 169H153V167H152ZM171 169H173L172 167H171ZM177 169V168H176ZM181 169V168H180ZM186 168H184V170H185ZM206 169V168H205ZM259 169V168H258ZM38 170V169H37ZM104 171L103 173H100L101 171ZM156 170V169H155ZM163 170V169H162ZM169 170H170V167H169ZM183 169H181V171H182ZM204 170V169H203ZM50 171V170H49ZM98 171V172H97ZM139 171H141V173H143V174H141V175H139ZM157 171H158V169H157ZM160 171V170H159ZM175 171V170H174ZM193 171V170H192ZM198 171H199V169H198ZM208 171V170H207ZM213 171H215V172H217L216 170H213ZM221 171V170H220ZM227 171V170H226ZM225 171V172H226ZM259 171V170H258ZM145 172H146V170H145ZM153 172H154V169H153V171H152V175H154L155 173L157 174V172L155 171L154 172V174H153ZM177 172L179 173V169H177ZM186 172H188V171H186ZM195 172V171H194ZM193 172V173H194ZM211 174H213V172H211V171H209ZM208 172V173H209ZM224 171H223V175H225L226 173H228V172H226L225 173ZM257 172V171H256ZM45 173V172H44ZM163 173V171L161 172V174ZM168 173V172H167ZM170 173V172H169ZM168 173V174H169ZM173 173H175V172H173ZM181 173V172H180ZM183 173V172H182ZM191 172H190V170H189V176L191 175L190 174ZM197 173V172H196ZM196 173H194L195 174V176H196ZM200 173V172H199ZM204 173H206V171L204 172ZM217 173H220V172H217ZM225 173V174H224ZM260 173V172H259ZM39 174H40V172H39ZM151 174V173H150ZM155 174V175H156ZM159 174H160V172H159ZM198 174V173H197ZM201 174V173H200ZM235 174V173H234ZM234 174H232V175H234ZM42 175V174H41ZM152 175H151V177H152ZM154 175V178L156 177ZM164 175H165V172H164ZM163 175V176H164ZM171 175V174H170ZM175 175H177V173L175 174ZM174 175V176H175ZM181 175H183V174H181ZM193 175V174H192ZM207 175V174H206ZM209 175V174H208ZM214 175H216V174H214ZM214 175H212V176H214ZM218 175V174H217ZM221 175H222V173H221ZM220 175V176H221ZM222 175V176H223ZM257 175V174H256ZM97 178H96V177ZM157 176H159V175H157ZM173 176V175H172ZM171 176V177H172ZM185 176H186V173H185ZM195 176H193V179H194V177ZM209 176H211V175H209ZM234 176H236L237 177V175L235 174ZM27 177V176H26ZM31 177V176H30ZM103 177H104V179H103ZM187 177V176H186ZM186 177H185V179H186ZM219 177V176H218ZM240 177V176H239ZM153 177L151 178L152 179V181H153V179H154ZM167 178V177H166ZM168 178H169V176H168ZM176 178V177H175ZM175 178H173V179H175ZM188 178V177H187ZM216 178V177H215ZM223 177H221V178H219L220 180L222 179ZM224 178H225V176H224ZM101 179H103L104 180V182H103V180L101 181ZM156 179V178H155ZM164 177H163V179H162V176H161V178L159 179V180H161V181H164ZM184 178L182 179V180H185ZM205 179H206V177H205ZM205 179H204V181H205ZM214 179V178H213ZM260 179V178H259ZM263 179V178H262ZM158 180V181H159ZM261 180V179H260ZM259 180V181H260ZM32 181V180H31ZM149 181V180H148ZM152 181L150 182V184H152ZM160 181V182H161ZM176 181H177V179H176ZM192 181V180H191ZM210 181H212L211 179H210ZM256 181V180H255ZM160 182H157V181H155V183H160ZM178 182H179V180H178ZM183 182V181H182ZM181 182V180H180V183L179 184H181L182 183ZM187 182H190V181H188L187 180ZM193 182V181H192ZM215 182V181H214ZM223 182H225V181H223ZM222 182V183H223ZM103 183H104V186H101V185H103ZM154 183V182H153ZM163 183V182H162ZM162 183H160V185L162 184ZM185 183H186V181H185ZM207 183V182H206ZM216 183V182H215ZM220 183V182H219ZM232 183H233V180H232ZM29 184V183H28ZM149 183L147 182V185H148ZM163 184H166V183H163ZM188 184V183H187ZM221 184V183H220ZM226 184V183H225ZM253 184V183H252ZM255 184V183H254ZM260 184V183H259ZM125 185V188H126V185H129V186H131V188L132 189H130V190H128V191H130L129 192V194H130V198H131V200H130V198L129 197H125V193H124V196H122V197H117V196H121L122 194L121 193H123L122 191H124V190H122V187ZM147 185H145V186H147ZM156 186H157V184H155ZM154 185V186H155ZM170 185V184H169ZM207 185V184H206ZM216 185V184H215ZM219 185V184H218ZM228 185V184H227ZM144 186V189L143 190H146V188H147V190H148V187H145ZM220 186V185H219ZM218 186V187H219ZM223 186V185H222ZM221 186V187H222ZM103 187V188H102ZM128 187V186H127ZM164 187H166V186H164ZM200 187V186H199ZM216 187V186H215ZM227 187V186H226ZM258 188L260 187V185L259 186H257ZM201 188V187H200ZM210 188V187H209ZM214 188V187H213ZM229 188H231V187H229ZM254 188V187H253ZM124 189V188H123ZM126 189H128V188H126ZM203 189H204V187H203ZM202 189V190H203ZM219 189V188H218ZM261 189H262V186H261ZM264 189V188H263ZM151 190H152V187H150L149 188V192H150V195H151ZM155 191L156 190H158V189H154ZM160 190H161V188H160ZM163 190V189H162ZM168 190V189H167ZM172 190V189H171ZM219 190H221V189H219ZM154 191V192H155ZM194 191V190H193ZM209 191V190H208ZM127 192V191H126ZM143 192H146V191H143ZM165 192H166V190H165ZM164 192V193H165ZM168 192H170V190L168 191ZM95 193H98V196H99V202L98 203H94L95 205H93V201H91L92 200V198H93V196L95 195ZM152 193H153V191H152ZM158 193H160V192H158ZM195 193V192H194ZM199 193H201V191L199 192ZM214 193H215V189H214ZM213 193V194H214ZM217 193V192H216ZM230 193H232V191L230 192ZM229 193V194H230ZM29 194V193H28ZM134 194V195H133ZM137 194H139V195H137ZM143 194V193H142ZM146 194H147V192H146ZM244 194V193H243ZM137 195V196H136ZM156 195H159V196H161V194H156ZM176 195V194H175ZM188 195V194H187ZM197 195V194H196ZM195 195V196H196ZM199 195V194H198ZM202 195V194H201ZM217 195V194H216ZM218 195H221V193L220 194H218ZM227 195V194H226ZM231 195H233V194H231ZM235 195H236V192H235ZM96 196H97V194L95 195V198H96ZM126 196H127V194H126ZM147 196H149V195H147ZM173 196V195H172ZM230 196V195H229ZM228 196V197H229ZM256 196V195H255ZM175 197V196H174ZM199 197H201V196H199ZM227 197V196H226ZM231 197V196H230ZM94 198V199H95ZM98 198V197H97ZM129 198V199H128ZM164 198H166V197H164ZM219 198V197H218ZM144 199L146 200L145 202H144ZM157 199V200H156ZM169 199V196L167 195V200ZM176 199H177V197H176ZM184 199V198H183ZM97 200V199H96ZM98 201V200H97ZM166 201V200H165ZM165 201H163L162 203H164ZM172 201H174V200H172ZM185 201V200H184ZM203 201V200H202ZM248 201V200H247ZM167 202V201H166ZM169 202H171V200H169L167 203H169ZM175 202V201H174ZM183 202V201H182ZM181 202V203H182ZM196 202V201H195ZM214 202V201H213ZM218 202V201H217ZM251 202V201H250ZM152 203V204H151ZM157 203V204H156ZM187 203V202H186ZM189 203V202H188ZM210 203H211V201H210ZM159 204H160V201H159ZM166 204V203H165ZM193 204V203H192ZM162 206H163V204H161ZM167 205V204H166ZM181 205V204H180ZM158 206H160V205H158ZM171 206V205H170ZM182 207V206H181ZM184 207H185V205H184ZM183 207V208H184ZM214 207V206H213ZM212 207V208H213ZM161 208H163V207H161ZM161 208H157V210L159 209H161ZM174 208H179V206L178 207H174ZM186 208H188V207H186ZM190 208V207H189ZM194 209H195V207H193ZM215 208V207H214ZM213 208V210H215V212L217 211V209L215 208L214 209ZM245 208V207H244ZM146 209V207L144 208V211H146L145 210ZM164 209V208H163ZM165 209H166V207H165ZM168 209H170V208H168ZM173 208H171V210H172ZM182 209V208H181ZM139 210H138V213H139ZM150 210V211H151ZM170 210V211H171ZM183 210V209H182ZM186 209L184 208V211H185ZM188 210V209H187ZM196 210V209H195ZM212 210V209H211ZM210 209L208 210V211H211ZM218 210H219V208H218ZM243 210L244 209H242V212L241 213H243ZM246 210V209H245ZM250 210H252V209H249V212H250ZM254 210V212H255V210H256V212H258V210L257 209H253ZM110 211V210H109ZM112 211V210H111ZM137 211V210H136ZM144 211H143V214H144ZM161 211V210H160ZM190 211H191V209H190ZM189 211V212H190ZM197 211V210H196ZM203 211H205V209L203 210ZM207 211V210H206ZM205 211V212H206ZM234 211H235V213H236V211H237V215H238V213H240V211L238 212V209L237 210H233V211H229V212H233L232 214H234ZM263 211H264V208H263ZM114 212V211H113ZM128 212V211H127ZM133 212V211H132ZM131 212V213H132ZM149 212V211H148ZM172 213H174L173 212V210L171 211ZM192 212V211H191ZM212 213H213V211H211ZM210 212V213H211ZM259 212H261V209L259 210ZM110 213V212H109ZM112 213V212H111ZM115 213V212H114ZM117 213V212H116ZM157 213H158V211H157ZM164 213H165V210H164ZM195 212H193V214H194ZM197 213V212H196ZM199 213V212H198ZM197 213V215H199ZM217 213V212H216ZM251 214L253 213L252 211L250 212ZM250 213H248V215H250ZM127 214V213H126ZM125 214V215H126ZM130 214V213H129ZM169 214V213H168ZM182 214V213H181ZM187 214V213H186ZM185 214V215H186ZM190 214V213H189ZM219 214H221V212L219 213ZM224 214H228V213H224ZM243 214H245V213H243ZM243 214H239V216H242ZM261 214V213H260ZM95 215H97V214H94V216ZM103 215V214H102ZM110 215V214H109ZM108 215V216H109ZM141 215H142V213H141ZM146 215V214H145ZM160 215V214H159ZM162 215V214H161ZM160 215V216H161ZM194 215H196V214H194ZM212 215V214H211ZM211 215H209V216H211ZM214 215V214H213ZM235 215V214H234ZM237 215H235V216H237ZM247 215V214H246ZM255 215H256V213H255ZM70 216H72L71 218H69ZM151 217H152V215H150ZM156 216V215H155ZM169 216V215H168ZM174 216H175V214H174ZM173 216V217H174ZM177 216H178V214H177ZM188 216V215H187ZM193 216V215H192ZM202 216V215H201ZM207 216V215H206ZM224 216H226V215H224ZM231 216V214L229 215V217ZM234 216V217H235ZM238 216V217H239ZM251 216V215H250ZM249 216V219H251V217ZM252 216H254V215H252ZM258 215H256V216H254L255 218L257 217ZM113 217V216H112ZM114 217H116L115 215H114ZM113 217V218H114ZM123 217V216H122ZM141 217H143V216H141ZM140 217V218H141ZM151 217H149V218H151ZM158 217V216H157ZM182 217V216H181ZM183 217H185V216H183ZM190 217V216H189ZM246 217V216H245ZM105 218V217H104ZM125 218V217H124ZM133 218V217H132ZM146 218V217H145ZM148 218V219H149ZM158 218H160V217H158ZM227 218V217H226ZM242 218V217H241ZM255 218H253L252 217V222H255L254 220H255ZM121 219V218H120ZM152 219H153V221H154V217H152ZM160 219H163L162 217L160 218ZM176 219V218H175ZM183 219V218H182ZM192 219V218H191ZM229 219H233L232 217L231 218H229ZM228 219V220H229ZM240 219V218H239ZM247 219H248V217H247ZM248 219V220H249ZM259 219V218H258ZM118 220V219H117ZM184 221H185V219H183ZM182 220V221H183ZM188 220V219H187ZM186 220V221H187ZM190 220V219H189ZM204 220V219H203ZM202 220V221H203ZM213 220H215L214 218H213ZM235 219H233V221H234ZM260 220V219H259ZM259 220H258V223H260L259 222ZM89 221V220H88ZM104 221V220H103ZM107 221H109V219L107 220ZM120 221V220H119ZM130 221H131V219H130ZM137 221H138V219H137ZM149 221V220H148ZM178 221V220H177ZM191 222H192V220H190ZM198 221V220H197ZM201 221V222H202ZM206 221V220H205ZM244 221H245V219H244ZM112 222V221H111ZM151 223H152V221H150ZM149 222V223H150ZM166 222V221H165ZM171 222H172V220H171ZM190 222V223H191ZM224 222H225V220H224ZM227 222V221H226ZM231 222H232V220H231ZM231 222H230V220H229V223L231 224ZM239 221H237V224H240V223H238ZM110 223V222H109ZM123 223V222H122ZM142 223H144V222H142ZM154 223V222H153ZM152 223V224H153ZM163 223H164V221H163ZM179 223V222H178ZM177 223V224H178ZM182 223V222H181ZM188 223V222H187ZM190 223H189V225H190ZM194 223V222H193ZM192 223V224H193ZM208 223H210V222H208ZM229 223H227L228 225H230ZM263 223V222H262ZM88 224H90V223H88ZM115 224V223H114ZM138 224H139V222H138ZM185 224V223H184ZM194 224H196V221H195V223ZM193 224V225H194ZM223 224V223H222ZM78 225V226H77ZM92 225V224H91ZM106 225V224H105ZM108 225V224H107ZM124 225H125V223H124ZM155 225V224H154ZM160 225H162V224H160ZM167 225H168V223H167ZM173 225H175V224H173ZM180 225H182V224H180ZM197 225H198V223H197ZM205 225H208L207 224V222H206V224ZM210 225H213V223L212 224H210ZM225 225V224H224ZM223 225V226H224ZM227 225V226H228ZM235 225V224H234ZM250 225V224H249ZM261 225V224H260ZM93 226V225H92ZM113 226V225H112ZM137 226V225H136ZM144 226V225H143ZM178 226H179V224H178ZM187 225L185 224V227H186ZM192 226V225H191ZM201 226H203V222H202V225ZM200 226V227H201ZM209 226V225H208ZM222 226V225H221ZM243 226V225H242ZM247 226V225H246ZM255 226V225H254ZM105 227V226H104ZM108 227H110V225L108 226ZM139 227V226H138ZM153 227V226H152ZM155 227H156V225H155ZM154 227V228H155ZM165 227V226H164ZM172 227V226H171ZM180 227V226H179ZM178 227V228H179ZM183 227H184V225H183ZM188 227V226H187ZM193 227H195V226H193ZM212 227V226H211ZM79 229V230H77V229ZM102 228H103V226H102ZM137 228V227H136ZM159 228V227H158ZM168 228H169V226H168ZM177 228V227H176ZM190 228V227H189ZM202 228V227H201ZM201 228H199V229H197V231H195V229H196V227H195V229H194V232L196 233V232H198V231H200V229ZM205 228V227H204ZM227 228H229V227H227ZM230 228H231V225H230ZM233 229H234V226L232 227ZM251 228V227H250ZM257 228V227H256ZM97 229V228H96ZM109 229V228H108ZM108 229H107V231H108ZM118 229V228H117ZM140 229V228H139ZM150 229H153V228H151L150 227ZM167 229V228H166ZM211 229H213V228H210L209 229V231H211ZM235 229H237V227L235 228ZM242 229V228H241ZM122 231H124V229H122ZM132 231H133V229H132ZM144 231H145V229H144ZM147 231H148V228H147ZM156 231H157V229H156ZM173 231H174V229H173ZM208 231V229H206V231H205V229H204V232H209ZM220 231H221V229H220ZM227 231H228V229H227ZM237 231H239V228L237 229ZM256 231H257V229H256ZM129 232V231H128ZM140 232H141V229H140ZM142 232H143V229H142ZM189 232V231H188ZM193 232V231H192ZM192 232H190V233H192ZM230 232H233V231H230ZM242 232V231H241ZM136 233H137V231H136ZM149 233V232H148ZM155 233V232H154ZM165 233V232H164ZM170 233V232H169ZM169 233H167V235L169 234ZM180 233H181V231H180ZM189 233V234H190ZM194 233V234H195ZM200 233V232H199ZM202 233V232H201ZM200 233V234H201ZM210 233V232H209ZM119 234H120V231H119ZM125 234V233H124ZM133 234V233H132ZM135 234V233H134ZM143 234H144V232H143ZM162 233H160V235H161ZM176 234V233H175ZM203 234V233H202ZM211 234H212V231H211ZM211 234H209V237H211ZM234 234H237V233H234ZM138 235V234H137ZM150 235H151V232H150ZM153 235V234H152ZM167 235H166V237H167ZM178 235V234H177ZM228 235V234H227ZM113 236V235H112ZM132 236V235H131ZM135 236V235H134ZM154 236V235H153ZM157 236H158V234H157ZM190 236V235H189ZM205 236V235H204ZM238 236V235H237ZM136 237V236H135ZM148 237H150V236H148ZM174 237V236H173ZM172 237V238H173ZM193 237V236H192ZM208 237V236H207ZM227 237V236H226ZM234 237V236H233ZM132 238V237H131ZM138 238V236L136 237V239ZM158 238V237H157ZM161 238V237H160ZM143 239H144V237H143ZM149 239V238H148ZM154 239H156V238H154ZM163 239V238H162ZM175 239H176V237H175ZM220 239V238H219ZM235 239V238H234ZM130 240V239H129ZM140 240L141 239H139V242H140ZM151 240V239H150ZM171 240V239H170ZM209 240V239H208ZM218 240V239H217ZM215 240L216 241V243L218 242L219 243V241H220V243L221 244H218V245H220V246H222V245H224L225 244V241H227V239L225 240V241H223V240ZM146 241V240H145ZM154 241V240H153ZM162 241V240H161ZM164 241H165V239H164ZM173 241H174V239H173ZM215 241H213V242H215ZM137 242V241H136ZM213 242H211V248H213L212 247V243ZM228 242V243H227ZM226 243L227 244H229V246L227 245V244H225L226 246L225 247H229V249H232L233 248V242L231 241V243H229L230 242V240L228 239V241H227ZM142 243V245L144 246V244H143V242H141ZM145 243V242H144ZM177 243V242H176ZM216 243H215V245H216ZM224 243V244H223ZM238 243V241H236L234 244H236V245H239V244H242V243H239V244H237ZM171 244H173V243H171ZM210 244V243H209ZM209 244H205V246H204V248H206V246L208 245V249H210V246H209ZM230 244H231V246L232 247H230ZM116 245V244H115ZM156 246V243L155 242H151L150 244H149V246ZM161 245H162V243H161ZM177 246V248L178 247H182L183 248V246H181V245H179L178 246V243L176 244ZM243 245V244H242ZM242 245H240L241 246V248H244V246L242 247ZM246 245V244H245ZM252 245V244H251ZM251 245L249 246V248L251 247ZM142 246V247H143ZM173 246V245H172ZM190 246V245H189ZM201 246H203L202 244H200V248L198 247V249L200 250L202 247ZM214 246V245H213ZM254 246V245H253ZM167 247V246H166ZM175 247V248H176ZM224 247V248H225ZM239 247V246H238ZM255 247V246H254ZM121 248H123V247H121ZM144 248V247H143ZM173 248H174V246H173ZM181 248V249H182ZM196 248V247H195ZM195 248H193L192 250H194ZM203 248V249H204ZM216 248L218 249V246L216 245ZM220 248V247H219ZM223 247H221V249H222ZM223 248V249H224ZM237 248V247H236ZM235 248V249H236ZM240 247H239V249H241ZM259 248H260V246H259ZM120 249V248H119ZM125 249H126V247H125ZM133 249V248H132ZM135 249V248H134ZM140 249H142V248H140ZM146 249H147V247H146ZM150 249V248H149ZM152 249V248H151ZM164 249V248H163ZM167 249V248H166ZM197 249V250H198ZM203 249H201L200 251H203ZM207 249V250H208ZM221 249H219V251H221L220 253H222V251H226V256H227V259H228V256H229V253H228V255H227V251H232V250H228L227 248H225L226 250H221ZM246 249V248H245ZM261 249V248H260ZM124 250V249H123ZM127 250H130V248H128ZM148 250V249H147ZM169 250V251H168ZM167 251L168 252H170L171 250L173 251V249L171 248V250L170 249H168ZM175 250H177V251H179L180 249L178 248V249H175ZM143 251V250H142ZM164 251H165V249H164ZM163 251V252H164ZM177 251H173V252H175V254H176V252ZM181 252H182V250H180ZM186 251V249L184 250V252ZM199 251V252H200ZM205 251V250H204ZM209 251V253H210V256H211V253H212V251H215L216 253H217V250H214V248H213V250L211 251V249L210 250H208ZM211 251V252H210ZM218 251V252H219ZM239 251H241V250H239ZM238 251V252H239ZM246 251V250H245ZM255 251H257V249L255 248ZM262 251H263V249H262ZM261 251V252H262ZM155 252V251H154ZM172 252V255L174 254ZM183 252V253H184ZM190 252V251H189ZM188 252V250H187V253L188 254H190ZM192 252V251H191ZM194 252H196V250L194 251ZM215 252H213V253H215ZM235 251L233 250V253H234ZM259 252V251H258ZM124 253H125V251H124ZM123 253V254H124ZM131 253H133V251L131 252ZM135 253V252H134ZM137 253V252H136ZM135 253V254H136ZM153 253V252H152ZM165 254L167 253V252H164ZM205 253V252H204ZM207 253V252H206ZM205 253V255H206V257H207V254ZM212 253V254H213ZM219 253V254H220ZM225 253V252H224ZM224 253H222V254H224ZM242 253H243V251H242ZM244 253H246V252H244ZM249 253V252H248ZM123 254H121V255H123ZM127 254V253H126ZM138 254V253H137ZM159 254V253H158ZM161 254V253H160ZM171 254V253H170ZM195 254V253H194ZM193 254V255H194ZM199 254V253H198ZM201 254H203V253H201ZM200 254V255H201ZM219 254H217L218 255V257H219ZM240 254H241V252H240ZM258 254V253H257ZM133 255V254H132ZM180 255H182V254H180ZM192 255V254H191ZM192 255V256H193ZM204 255V254H203ZM216 255V254H215ZM221 255V254H220ZM248 255V254H247ZM124 256V255H123ZM126 256H129V255H125V257ZM138 256V255H137ZM158 256V255H157ZM157 256H153V257H157ZM167 256H169L168 254H167ZM174 256V255H173ZM178 256H179V252H178ZM184 256V255H183ZM183 256H180V257H177V259L176 260H178V264H180L179 262H181V261H179L180 260V258L182 257L183 258ZM195 256H197V255H195ZM222 256V258L224 257H226L225 255L223 256V255H221ZM145 257V256H144ZM191 257V256H190ZM135 258H137L136 256H135ZM161 258H163V257H161ZM167 258V257H166ZM170 258V256L167 258V259H169ZM172 258V257H171ZM181 258V259H182ZM189 258V257H188ZM204 258V257H203ZM230 258H231V260H232V257L230 256ZM234 258V257H233ZM236 258H237V256H236ZM257 258V257H256ZM142 259V258H141ZM157 259V258H156ZM156 259H154L155 261H156ZM159 259H160V257H159ZM175 259H172V262H173V260H175ZM196 259V258H195ZM206 259V258H205ZM214 259V258H213ZM216 259V258H215ZM226 259V258H225ZM226 259V260H227ZM143 260V259H142ZM161 260V259H160ZM175 260V261H176ZM183 260H184V258H183ZM192 260V259H191ZM197 260L199 261V259L197 258ZM219 260V259H218ZM223 260V259H222ZM222 260H220V261H222ZM257 260V259H256ZM168 261V260H167ZM193 261H194V259H193ZM198 261H194V262H198ZM203 261V260H202ZM201 261V262H202ZM217 261V260H216ZM220 261H217V263H219L220 264ZM249 261V260H248ZM158 262V261H157ZM171 262V261H170ZM192 262V261H191ZM200 262V263H201ZM224 262V261H223ZM223 262H221V264L223 263ZM154 263H156V262H154ZM165 263V262H164ZM168 263H169V261H168ZM176 263H177V261H176ZM184 263V262H183ZM199 263V262H198ZM197 263V264H198ZM216 263V264H217ZM226 263V262H225ZM170 264V263H169ZM182 264V263H181ZM203 264V263H202Z\"/></svg>",
  "mask_w": 264,
  "mask_h": 264
}]
</instances>
